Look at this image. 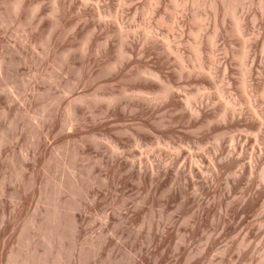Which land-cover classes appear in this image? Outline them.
I'll list each match as a JSON object with an SVG mask.
<instances>
[{"label": "rangeland", "instance_id": "obj_1", "mask_svg": "<svg viewBox=\"0 0 264 264\" xmlns=\"http://www.w3.org/2000/svg\"><path fill=\"white\" fill-rule=\"evenodd\" d=\"M29 1H34V0H29ZM41 1H42L41 4H43L45 2L48 4L47 5L45 3L42 5L44 12L48 13L51 10L50 8H52L51 6L53 5L52 2L54 0L53 1L44 0V2H43V0H41ZM128 1L129 0L126 1L127 6L124 5L125 0H124V2H123V0H119L118 2L116 0L115 1L114 0H108V1L107 0H90V2L87 0L86 2L90 3V4L87 5V3H86V5L89 7L88 8L89 10L91 8V10L93 9L92 11L95 12L94 7L97 5V4L95 5V3L99 2L98 7L102 6L101 8L103 10L102 9L101 10L103 12L106 11L108 15H111V16L107 17L108 19L105 18V20H107V23L110 27H111V25L112 26L115 25V23H114L115 21H113V20L116 19V15H118L119 20L117 19V21L118 22L120 21L121 25L124 24V26L122 25L124 30L127 31L129 28L128 32L129 31L132 32V33L131 32L129 33L130 35L133 34V31H134V34L136 33L135 35H132L133 37L131 36L132 38L129 37V39H130L129 42L131 41L132 47L133 46L137 47V50L135 49L134 54H136L138 52L137 53L138 56L136 54L132 57L133 60H132V58H130L132 63L135 64L136 63L135 61L139 62V60H140V62L141 61L145 62V63L148 62L147 64H149V65L152 64L151 66H153V64H155L156 66L159 65L158 63L160 62V56H161L162 52L160 50L159 52H161V53H159L158 51H156V53H155L154 50H159L158 49L159 46L164 47L166 44L164 42H168V45L172 46V48L174 47V49H175V47H176V49L181 48L180 51L182 52V54H183V52L184 53L187 52L189 50V45H187V44H189L191 42V41H189L190 39L192 40V37H190L191 34L188 32V27L193 24V22H192L193 20H191V19H193V17L190 18V21H189L188 17H190L191 14L194 15L193 13L197 12V9L200 6H202L201 7L202 11L205 10L206 8L210 9V7H206V5H205L206 2H208L207 0H199V1L194 0V1H192L191 3H194V2H196V3L191 4L192 6L189 5L188 9L190 11L185 10L182 12V14H180L181 17H184L185 14L187 16L189 13H191L187 17L185 16L183 19L181 17H179V21L181 19L182 20L185 19V20L180 21L181 25H182V23H183V25L180 26V28L178 30L175 29L178 31L177 32L175 30L172 31V29H171L172 25L169 26L170 24H168L169 21L172 22L171 18L173 19V9L170 7L172 3H169V2H172V0H166V2L163 1V3L160 6L161 8L160 7L158 8L159 10L161 9L160 11L162 12V14L157 9L160 12V15L162 16V18H163V14L167 13L164 15V17L165 18L169 17V19H170V20L166 19V21L168 20L167 21L168 23L165 22L166 24L162 25V26L157 25L156 21L154 19L152 20V18H149L148 15L142 16V13L143 14L145 13L144 10L147 9L144 7L145 6L144 4H148L147 0H143V1L142 0H131L130 3ZM202 1H204V2H202ZM224 1L225 0H220L219 2L224 3ZM49 2H51V3H49ZM92 2H94V3H92ZM102 2H103V4H101ZM120 2H122V3H120ZM209 2H210V0H209ZM115 3L118 4V7ZM197 3L199 5H197ZM239 3H240V0H237V4H238L237 9H240ZM243 3H245V4H243ZM262 3H264V0H260V1L259 0H248V1L247 0H243V1L241 0L240 6H242L241 8H243V11L241 13L240 12L241 9H240V11L238 10L239 11L238 15L242 16L243 13H245V14L248 13V14H246L247 17H244L245 22H246V24H244V25L247 26L250 24V26H251L250 29L252 31L251 32L250 29L248 30L249 27L245 26L246 27L245 33L247 30L249 31V32L247 31V33H246L247 39H250L254 36L256 38L258 37L259 39L262 38V37L258 36L259 33H261V36L264 35L263 34L264 30L261 31V29H264L263 28L264 27V25H263L264 24L263 23L264 22V14H263L264 13V7L262 6ZM120 4H123L122 6L124 8L122 11H124V12L121 14L116 13L115 16H113L115 13L114 12L115 10L119 11L120 8H122V6ZM163 4H165V5L163 6ZM110 5L113 7V9ZM128 5L130 6L129 10H128ZM243 5H245L246 7ZM0 6H1V10L3 9V11L0 12V29H1L0 30V61L5 62V64H4L5 76L9 75L11 77L10 74L12 73V77H17L16 80L18 83V84L16 83L15 78H14V80H11L12 77L6 78V77H4V75L0 76V87L2 88V89L0 88V91L2 92V94L0 92V95H1L0 96V127L2 128V129L0 128V139L2 141L5 139L4 142H2V143L0 142L1 143L0 144V155H2V156H0V221H1L0 222V228H1L0 229V236H1L0 237V264H9L11 262L10 261L11 259H12V262H13V259H15V260L19 261L20 264H22V262H24V263L27 262V264H39V262H40V264H41V262H42V264H48V263L49 264H56V263L57 264H77V263L78 264H264V179H263L264 177L260 175L263 172L262 170H264V169H262L264 167V146H261V144L262 145L264 144L263 140L259 141L258 139H254L255 135L253 136L252 133H249V135H248L247 132H245L246 130L245 131L242 130V127L239 128L237 126L238 127L237 128L236 126H233L232 127L233 129L237 128L240 130V131H237V129L236 130H230L231 131L230 133H233L234 134L233 136L234 137L236 136V138L238 139L237 140L235 138V140H234L235 142L233 141L234 143H237L238 145H240L243 142V144H242L243 145L242 146L243 152H242V150L240 149V148H242L241 146L239 148L237 146L236 148H238V149H236L234 147L237 144L234 145V143L232 142V140H233L232 138H234V137L231 138L232 135L230 134L231 135L230 136L228 133V131L231 127L228 128V131H226V130L224 131L225 133L226 132L228 133V134L226 133V136L222 132L223 137L225 136L226 138L225 137L224 138L228 139V140L226 142H224L225 139L222 137V139L217 141L216 136L218 133H216L215 131H211L212 129H209V127L196 126V128H195V126L193 127L192 123H189L190 119H188V121H187V119H182L180 121L178 119H175V117H173V116H175L176 112L178 113V111L174 112V110L168 108V106L167 107L162 106V104L166 105V103L164 101L163 102L161 101L160 103H159V101H158V103H157V101H153V102L152 101L151 102L145 101L146 103H143L144 100H142V99L139 100L138 98L128 97L131 94V92L130 93L128 92L129 91L128 88H130V86L132 87V84H130L129 81H126L127 80L126 78L128 76V73L130 72L129 71L130 69L129 70L127 69L125 71V74L127 73V76H125L123 73V75L120 74L119 75L120 77H119V76H117L118 71H115L116 75L113 74V76H111L112 75L111 72L106 73V74H111V75H106L105 73L100 72L101 69L99 67L94 66L92 69H89V70L86 68L84 70L85 72H82V73L88 75V72H89L90 74L87 77L83 74L81 75V76H85V78L84 77L82 78L81 76L78 75L80 77V79H79V77L77 76V74H79L78 68H79V70H81L80 68H83L82 67L83 66V62H82L83 59L80 58L81 55H79V54H81V53H80V51H77V50H79L78 47H80V43H81L79 41H82L81 37L83 35H86V32H85V34H81V33H84V31H87L88 33H90V30H91L90 27L92 29L95 28V29H93L94 31L98 30V32H96L97 34L100 31L99 29H96L97 27L92 26V25L97 26V23H95V21L97 22L98 20L97 19H94L95 21L93 20V18H95L96 16L94 15L95 13L92 14L93 12L91 10L90 11H87L88 9L86 10L88 12L87 15H89V17L88 16H86V17H88V18H90V20L94 21L93 24L91 23V21H87L88 19H86V18H85L86 20L84 19L86 22L84 20H82L81 18H79L77 16V13L80 11H78V10H76V11H78L77 13L75 10L72 11L71 14L72 15L74 14L73 16H71L72 18L69 16L72 19V20H70L72 23L77 22V23H75V24H77L75 26V29L78 26L82 28L81 29L78 27L76 29V31H79V29H80V32H76L74 30V28H72L73 29L72 32L74 31V35H76V33H77V35L80 33L79 35H82V36L79 37V35H78V37L75 38L73 33L69 32V34L72 33L71 34L72 38H71V35L69 36V34L68 35L66 34L67 37H70L68 39H71V40H68L66 37V39L70 42L66 41V39H65L66 42L64 44H68V46H70V48H72V45H73V48H75V49H73L71 51L73 54L75 53L77 55L76 56L74 54L76 57H79L78 61L81 60V63H79L76 60H75V62H76L75 63L73 58H76V57L72 54L73 55L72 56L73 67H71L72 65H68V66L66 65L67 66L66 67L63 65V63L61 65L60 61L57 59H51L50 60L48 58L49 59L48 60L46 58L47 53H46V55L44 53V51H45L44 49H47L48 47H46V44H44V38L42 36L45 37L46 35H45V33L43 34V32H46V34H47V32H48L47 29L49 27L48 26L49 24L47 22L49 20L50 21L52 20L50 22V24H51L54 21L52 15L49 14L50 12L47 15L44 14L45 25L47 23L46 26H48L47 29L45 27H43V28H45V31L43 28L41 29L43 32H41V30H40V32L43 35H41L40 32H38V36L40 38L37 40L38 42L30 45L29 43L24 41V38H23L24 32L22 33L23 28L21 26H19L16 23L15 24L12 23V21L14 22L13 19H11L12 21L8 20V18L9 19L11 18L8 15H6V17L8 16L7 19H6V17L2 18V16L6 13L5 12L6 10H4L5 5H3L4 6L3 7L2 4L0 3ZM46 6H50V7H46ZM87 6H86V8H87ZM132 6L133 7L135 6L136 8L134 7L135 9H133ZM146 6L148 7V5H146ZM197 6H198V8H197ZM45 7L47 10L49 8V11L45 10ZM141 7L142 8L144 7V8L142 9ZM162 7L164 8V10ZM244 7H245V9H244ZM114 8H116V9H114ZM167 8H169V10L170 9L171 10L168 11ZM195 8H196V11L194 10ZM107 9H111L110 11H112V13L109 14L110 11H107ZM136 9H138V10H136ZM199 9H198V12H201V11H199ZM134 10H136V11H134ZM244 10H246L247 12H244ZM163 11H165V12L163 13ZM186 11L189 13L184 14V12H186ZM120 12L121 11H119L118 13H120ZM135 12H137V13H135ZM254 13H256V14H254ZM122 14H123V16H122ZM183 14H184V16H182ZM245 14H243V16H245ZM45 15L48 16V18ZM78 15H79V13H78ZM132 15H134V17ZM251 15H252V17H251ZM253 15L254 16L256 15L255 18L253 17ZM73 17L74 18L76 17L79 20L81 19L82 21H79V20L75 21V19ZM110 17L113 20H111V19L109 20ZM113 17H115V18H113ZM120 17H121V19H120ZM122 17H123V19H122ZM256 17L258 19H256ZM165 18H164V20H165ZM249 18L252 20H250ZM253 18L256 19L255 20L256 25L254 22H252V21H254ZM148 19H150L149 22H147ZM246 19L247 20L249 19L248 21L251 22L252 24L254 23L253 24L254 26H252V24L249 22H248L249 23L248 24ZM151 20L153 21V23L155 21L154 25H153V23L151 24ZM186 20L189 22L190 25L188 24V26H187ZM109 21L113 22V24ZM121 21H122V23H121ZM83 22L85 24L87 23L86 24L87 26L83 25ZM208 22L209 21H207L206 23H208ZM227 22H231L230 19ZM88 23L90 24V26L88 25ZM129 23H130V25H129ZM142 23L144 25L146 23L147 26H144ZM6 24H8V25H6ZM208 24H210V23H208ZM4 25L6 26V28H4L5 27ZM11 25H12V27H11ZM125 25L128 28H126ZM184 25H185V27H184ZM227 25L230 26L231 23H227L226 27H227ZM73 26H74V24L71 27H73ZM83 26H84V28H83ZM85 26L88 28H86ZM153 26L157 27V29L155 27L153 28ZM210 26L211 25H209V27ZM144 27H146V28H144ZM158 27L160 29H158ZM182 27L184 28L183 32H182V30H180V29H182ZM228 27H227V30H228ZM20 28L22 29V31ZM139 28H140V31H142L141 29H144L143 30L144 32L143 31L140 32ZM210 28H209V30H210ZM229 28H231V26ZM7 29H9V30H7ZM88 29H89V31H88ZM130 29H132V30H130ZM136 29H138L137 32H136ZM150 29H152L151 32H150ZM15 30H17V31H15ZM170 30H171V32H170ZM254 30H255V33L257 32V35H255V33L253 32ZM180 31H181V33H180ZM146 32L147 33L149 32L148 35L151 37L150 38L151 42L148 41V39H146V37H145V40H147L148 43L144 39H142V35L144 36ZM167 32H170V33H168L166 36ZM92 33H94V32H92ZM100 33L103 34L104 37L106 36L108 38V36H109V35L104 34V32H100ZM100 33H99V35H100ZM137 33H139L138 36H137ZM140 33L142 34L141 36H140ZM183 33L185 34V37L184 36L180 37V35H182ZM186 33H188V34L186 35ZM228 33H230V30L228 31ZM249 33H252L254 36L252 34H249ZM169 34H173V35H170L171 36L170 37ZM247 34H249V35L247 36ZM230 35L231 34H228L226 36L227 38L221 37L220 39H222V40H220V39L218 40L219 48H217L216 54H217V57H219L217 60L223 61V62L221 61L222 62L221 65H223L226 60L229 62V64L227 63L228 66L231 65L230 62L233 63L235 61L230 56V53L228 50L237 51V49H240L239 48L240 44L238 45V47L236 46V44H238L240 42H238V43H237V41L235 42L234 41V40H236L235 38H234V40H231V41H233V43L235 42L234 43L235 45L231 44L232 42L229 43V41H230L229 39H232V36H230ZM10 36H13L14 38L10 37ZM73 36H74V38H73ZM186 36H187V40H186ZM188 37H189V39H188ZM228 37H230V38L228 39ZM248 37H250V38H248ZM41 38H43V39H41ZM100 38H101V40H100ZM100 38L98 41V46H95L97 48L100 45H102V43H101L102 40H103V44L105 43L104 42L105 38H102L101 35H100ZM110 38H111L110 41H109V39L107 40V41H109V45H111L110 47L111 48L116 47L115 49L113 48L114 50L118 49L117 47H119V45H120L119 41L121 38L115 34L112 35ZM112 38H114L115 40L117 38L118 43H117V41L115 42L114 40H112ZM133 38H137V39L136 40L134 39L135 40L134 41ZM138 38H140L142 41ZM159 38L161 39V42H160L161 45L159 43V40H160ZM165 38L166 39L168 38V40H166ZM173 38H175V39H173ZM182 38L183 39L185 38L184 40H186L187 42L183 41ZM225 38H226V40L228 39L227 42H226ZM256 38H255V40H256ZM263 38H264V36H263ZM181 39H182V41H181ZM223 39L225 40L226 43H229V45L226 44L225 42H223ZM253 39L254 38H252L251 43L254 42ZM39 40H41V41H39ZM75 40L77 41V43L79 42L78 43L79 46L76 42H75V44H72V43H74ZM138 40H139V43H135V42H138ZM162 40H163V42H162ZM107 41H106V43L108 44ZM153 41H154V44H156L157 49L154 46ZM170 41H171V43H170ZM256 41L254 42L255 45L257 46L259 44L260 47L261 48L263 47V48L262 49L259 48V50H261V51L257 52L258 51L257 48L259 47V45L256 48V46H254V44L252 43L253 47H255V48H252V50L253 51L256 50L255 52L257 53V54H255V52L252 51V53L255 54L254 58L255 59L257 58L256 60L260 61V62L258 61L259 63L256 60H254V62L256 61V63L253 62L254 65L258 64L259 69H258L257 65H255L257 68L254 65H253V67L256 68L255 71H258L259 73L262 72V73H260V75L257 72H254V73H257L259 76H262V75H264V73H263L264 72V64H263L264 63V46H261L260 43L262 41L264 42V40L261 39V42L259 40L258 44ZM19 42L22 46L19 45ZM40 42H42V43H40ZM157 42L159 43V45H157ZM174 42H176L177 44ZM180 42H182V43H180ZM184 42L186 44H184ZM263 42H262V45H264ZM111 43H113V44H111ZM114 43L116 46H114ZM142 43L144 46L142 45ZM146 43L149 44L150 46L153 45L154 48L152 46L151 47L152 49H150L149 45H146ZM139 44L141 46H139ZM75 45H77V46L75 47ZM130 45H128V47H130ZM145 45H146V47H145ZM224 45H225L226 49H225ZM230 45H231V47H230ZM183 46H185L188 49H186L185 47H184L185 49H183ZM229 47H230V49H229ZM231 49H235V50H231ZM145 50H148V51L145 52ZM47 52H48V49H47ZM226 52H228V53H226ZM221 54H223V55H221ZM226 54H227V57L230 56L232 59L230 57H229L230 59L229 58L227 59ZM254 54H253V56H254ZM158 55H160V56H158ZM170 55L172 58H175V57L177 58V56L174 53H172ZM259 55L261 57H258ZM6 56H8V57H6ZM157 56H158V58H157ZM59 57H60V55H59ZM2 58H4V59H2ZM9 58H10V60H9ZM93 58H95V56H93ZM258 58H261V60ZM45 60H48L49 62L47 61V63H46ZM54 60L57 61L59 66H57V63H55ZM128 60H126V63L129 62ZM11 61H13V62H11ZM131 61H130V63H131ZM41 62H43V63L41 64ZM45 63H46V65H45ZM130 63H129V65H130ZM132 63L130 65V68L133 67L132 65H134ZM233 64H235V65H233ZM233 64H232L233 66L231 65L230 68H232V70L234 69V72H231V73L235 74L236 73L235 71H237L240 67L235 62ZM60 65H61V67H60ZM175 65H176V63H175ZM219 65H220V63H219ZM236 65H238L237 67H239V68H236ZM69 67H71V69ZM166 67L169 69L170 72L175 70L174 69L175 66H173V65L171 67L170 66H166ZM60 68L63 70L61 71ZM67 68H69L70 71H72L73 68H77V70L75 69V71H72L73 73L72 72L69 73V71H67L68 70ZM171 68H173V70ZM5 70L8 73V75H7V73H5ZM240 70L241 69H239L238 73L240 72ZM92 71H93V73H91ZM97 71H99V72H97ZM62 72H64V73H62ZM65 72L68 74H65ZM112 72L114 73V71H112ZM176 72H177V67H176V70L174 72H171V73L175 74ZM216 72H217V69H216ZM96 73L97 74L99 73L98 74L99 77H98V75H96ZM63 74H65V75H63ZM215 74H217V73H215ZM219 74H221L220 70L218 71V74L215 76H218ZM222 74L220 76L221 77L220 79H218L219 76L217 78L214 76L215 79L213 78L214 79L213 81L215 82V80L218 79L217 81H219L221 83L223 81V77H222L223 75ZM257 74L256 75L254 74V77L257 76V78H255L256 82H258L257 79H259V82L263 81L264 77L263 76L259 77ZM90 75H92L91 79L89 78ZM239 75H240V73H239ZM230 76H229V78L232 81L229 80L230 82H228V80H227L228 83H226V85H225V88H226L225 90L227 93V94L225 93L226 94L224 97V99H226L225 101H227L231 97L235 98L234 100H236V98L239 96L238 97L239 99H237L236 102L238 101V103H239V101H240L241 103L238 104V103L234 102L233 98H231L232 100H230V102L231 101L234 102V103H232L233 106H234V104L238 105L236 107L234 106L235 108H239V110L242 108L241 109L242 112L245 109L248 110V108H244L247 106H241L242 103H244V105L245 104L247 105V103L243 102V100L245 101V99H242L243 96L240 92H239V94L236 93V92H238V86L235 85V88L237 90H235V88H234L235 83L233 81L234 80L233 78L235 77V79L238 81V80H240L239 78H241V75L239 77H237V75L236 76L232 75L233 77H230ZM105 77H106V79H105ZM3 78H5V80ZM8 78L12 82L15 81V83L10 82L12 85L10 83H8L10 81V80H8ZM51 80H53V81H51ZM181 80H183V79H178L176 81L177 82L176 85L178 86V84H179L181 87L178 86L180 88H177V87H176L177 89L175 88V92L177 94H179V95L183 94V95H180V99H182L181 96H183V98H184L186 96V94L188 95L189 93L193 92L194 91L193 86H195V85L188 84L187 83L188 79L187 80L185 79V82L181 81ZM65 81L67 84L65 83ZM53 82H54V84H52ZM81 82H82V84H81ZM155 83L158 84V81H155ZM216 83H218V82H216ZM220 83H218L219 86H222L223 82L221 84ZM230 83H232V84H230ZM8 84H10V86ZM15 84L18 85V86H16V89L18 88L17 89L18 91L15 90V87H14ZM185 84L188 86H186ZM227 84H228V86H227ZM20 85H22V86H20ZM12 86L14 87V89H12ZM127 86H129V87H127ZM19 87H21V89ZM187 87H188V89H187ZM51 88L55 91H53ZM99 88H100V90H99ZM192 88H193V90H192ZM195 88H196V86H195ZM227 88H228V90H227ZM125 89H126V91H125ZM210 89H211V87L208 88V90H205V95L207 94V92L209 95L207 94L205 96V97H207V99L203 97V103H205V101L207 100L203 106L205 108L209 109L212 107L211 104L212 105L215 104L216 108L213 106L212 107L213 109L211 108V110L215 109L217 112L218 111L217 110V106H218L217 104H219V106H220L221 103L219 102L220 100L217 101L218 98H215L217 96H215V97L212 96V95H215L214 91H216V89L212 88L211 89V91L213 90L212 93H209V92H211ZM13 90H15V91H13ZM230 90H231V92L233 90L232 94H231V92H228ZM4 91H6V92H4ZM122 91L123 92L125 91L124 92L125 94H126V92H128L129 95L127 94L126 96L130 99H128L123 94ZM105 92H106V94H105ZM121 92H122L121 95L123 96V97L121 96L122 100L118 98L117 100H119V101L115 102L114 104L111 105L113 108L108 106L109 109L110 108L113 109L112 111H111V109H110V111H109V109H106V107H107V104H105L106 102H104L105 105L103 104V102H100V105H98V103H96L97 105L94 104L95 107L92 103L93 98H94V97H92V95H94V96L104 95V94L109 95L112 93H114V94L117 93L116 95H119V93H121ZM179 92H181V93H179ZM5 93L6 94L8 93V94L6 95ZM235 93H236V96H235ZM5 95H6V98H5ZM80 95L82 97L83 96L85 97V98L83 97V99L84 100L86 99L84 101V102H86V104L83 102L84 104L76 103V105H75L74 100L77 99L78 97H80ZM148 95H150V94H148ZM148 95H147V97H148ZM124 96L128 100H126L124 98ZM151 96L152 95H150L148 98H150ZM154 96H155V94H154ZM154 96H152L151 98H153ZM209 96H210V99L208 98ZM228 96H229V98H228ZM211 97H214V98H211ZM9 98L11 99L10 101H9ZM53 99H55V100H53ZM89 99L90 100L92 99V100L89 101ZM136 99H137V102H136ZM130 100H131V102H130ZM182 100H184V99H182ZM211 100L214 103H212ZM199 101H201V102L199 103ZM263 101L264 100H262L261 98L259 99V104H261L260 107L262 109V112L264 113V109H263L264 107H262V105L264 106ZM72 102H74V104H72ZM207 102H208V104H207ZM210 102H211V104H210ZM221 102H223V101H221ZM141 103L143 105L147 104L149 109H147V108L146 109L149 111L138 110L139 109L138 105H141ZM149 103H150V106H149ZM195 103H199L197 105L203 104L202 98L200 100L196 101ZM195 103H193V104L196 105ZM13 104H15V105H13ZM70 104L72 106L76 107L75 108L76 114H77L76 115L77 118L75 116L76 120H75V118L70 119L71 117L69 116V114H67L69 107H70ZM89 104H91V106H93V107L91 108V106H89ZM130 104H131V108H130ZM193 104H191V107H189V108L187 107V109L185 108L187 110L186 113L191 112L190 110H191ZM259 104H257V106ZM7 105H11L13 108H16V109H14V111L17 114L14 113V111H13L10 115H8L9 113L6 111ZM108 105H109V103H108ZM134 105H136V107ZM147 105H145V107H147ZM205 105H207V106H205ZM208 105H210L211 107H208ZM77 106H79L80 108H78ZM239 106H241V108ZM23 108L27 109V111H28L27 114H26V112L24 113V111L22 110ZM136 108H138V109H136ZM160 108H161V110H160ZM17 109H19V110L17 111ZM188 109H189V111H188ZM218 109H219V107H218ZM258 109L261 112V109L259 108V106H258ZM78 110H80V111L77 112ZM20 111H22V112L20 113ZM153 111H154V113H153ZM262 112H261V116L262 115L264 116V114ZM18 113L20 116L18 115ZM125 113H126V115H125ZM132 113H133V115H132ZM169 113H171V114H169ZM180 113L184 114V113H182V111L181 112L179 111L178 117L182 116ZM244 114L245 115L249 114V110H248V112L245 110ZM157 115H159V116H157ZM176 115H178V114H176ZM56 116H57V118H56ZM263 116H262V120H264ZM73 120H74V122H73ZM217 122L218 121L214 122V124L216 126L217 125L222 126L224 121L223 122L221 121L222 123L219 122L221 124H219V123L217 124ZM15 123H18V124H15ZM224 124L226 125L227 123L224 122ZM225 125H223V126H225ZM8 126H9V128H8ZM68 126H70V127H68ZM34 127H35V129H34ZM199 127L200 128L202 127L201 128L202 130L201 129L199 130ZM6 128H8V129H6ZM206 128L209 129L210 131L206 130ZM23 130H25V131H23ZM205 131H206V133H205ZM232 131H235L237 134H239V137H237V135H235L236 133H234ZM240 132L241 133L244 132V133L241 134ZM89 133H91V134H89ZM245 133L247 134V137L249 136V137L253 138L252 139V138L248 137L249 140L251 139L250 142H246L247 137L245 136L246 135ZM138 134L140 136H138ZM243 135H244V137H243ZM136 136H138L139 138L144 139V140H140L141 142L139 141L136 143L135 139L138 138ZM169 136H171V137H169ZM94 137H95V139H94ZM214 137H215V139H214ZM133 138H135V139H133ZM239 138H240V140H239ZM241 138H242V140H241ZM13 139H14V141H13ZM243 139H245V140H243ZM248 139H247V141H249ZM157 140H159V141H157ZM257 140H258V142L254 143V141H257ZM240 141H242V142H240ZM252 141H253V143H252ZM109 142H111V143H109ZM158 142H160L161 144L163 143V144L162 145L158 144ZM201 142H203V143H201ZM260 142H261V144H260ZM215 143L217 145H215ZM220 143L222 146H219V148H218V145H220ZM223 143L226 146L223 147V145H224ZM245 143L248 145H246ZM258 143L260 144L259 146L262 147V148L260 147L262 150H260L259 146L257 145ZM113 144L118 145L117 151H116L117 153L116 152L112 153L113 152L112 151ZM252 144H254L253 146H256L258 148L256 150L253 149L251 151L250 147H252L251 146ZM212 145H213V147H212ZM186 146H188V147H186ZM231 146L239 152L238 153L235 152L236 150L234 149L235 151H232V154L234 152L235 153L230 158L231 152H228V151L231 150ZM225 147L226 148L228 147V148L226 149ZM246 147H249L248 151H246L247 150ZM256 147H253V148H256ZM189 148H191V149H189ZM215 148L218 150V152H216L217 150ZM221 149H224V151ZM102 150H103V152H102ZM174 150H176V151H174ZM225 150L227 153H225ZM257 150L259 151L258 153H256ZM107 151L109 154H107ZM221 151H223L224 153ZM260 151H263L262 152L263 156L260 155L261 154ZM145 152H146V154H145ZM118 153H120V154L118 155ZM138 153H140V154L138 155ZM249 153H251V154H249ZM172 154H173V157H172ZM228 154H229V156H228ZM240 154L241 155L243 154L242 155L243 158ZM158 155H160V156H158ZM234 155H236V156L234 157ZM246 155H247V157H246ZM178 156H179V158H178ZM206 156H208V157L210 156V159ZM211 156H212V158H211ZM252 156H253V158L251 159ZM257 156H259V157H257ZM260 156H261V158H260ZM154 157H156V158H154ZM183 157H184V159H183ZM192 157H193V159H191ZM104 158H105V160L103 161ZM127 158H129L130 160ZM132 158H133V160H132ZM232 158H234V159H232ZM163 159H164V161H163ZM182 159L185 160L186 165L184 164ZM237 159H239V160H237ZM199 160L201 161V163ZM219 160H221V162ZM232 160H236L237 165H236V163L232 162ZM94 161L96 164L94 163ZM237 161H239V162H237ZM247 161L250 162L249 165H247L248 164ZM259 161H261V162H259ZM131 162H133V163H131ZM211 162L214 163V165H212ZM251 162H252V164H254L253 166H251L252 165ZM192 163H194V164L192 165ZM97 164H98V166H97ZM148 164H151L155 169L156 173L154 172L155 174H153V176H150L151 174L147 173L149 170ZM180 164H181V166H180ZM243 164H244V166H246L245 169H243V167H244ZM141 166L143 169L142 172L145 174H148L147 177L144 175L143 176L138 175L139 173H137V172L140 170L139 167H141ZM164 166H167V167L165 168ZM189 166L190 167L192 166L194 171H192V167L190 168ZM209 166H210V168H209ZM232 167L234 169L238 168V170L240 168L241 169L239 171L238 170L235 171ZM249 167L250 168L254 167V169H253L254 171L252 170L254 172L253 176H251L252 172L250 174L248 171ZM128 168H131V169H128ZM229 168H230V170H229ZM160 169H162V170L160 171ZM190 169H191V172H190ZM258 169H261V172ZM178 170H179V172H178ZM220 171H221V174L219 173ZM75 172H76L77 176H76ZM205 172H206V175H205ZM234 172H235V174H234ZM248 173H249V175H248ZM258 173H260V174H258ZM164 174L166 176H164ZM216 174H218V175H216ZM149 176H150V178H149ZM142 177H143V179H142ZM152 177H153V179H151ZM193 177H194V179H192ZM171 178L172 179L174 178V179L172 180ZM249 178H251L252 180ZM11 179H12V181H11ZM199 179H200V181H199ZM261 180H262V182H261ZM34 181L35 182L37 181V182L34 183ZM235 182H236V184H235ZM60 183H61V185H60ZM73 183H75V184H73ZM155 183H157V184H155ZM262 183H263V185H262ZM64 185H66V186H64ZM184 185H185V187H184ZM209 185H210V187H209ZM79 186H80V188H79ZM58 187H59V189H57ZM168 188H170L171 191H170V189L168 190ZM243 188H245V189H243ZM70 190L72 192L74 190V192L71 193ZM64 191H65V193H63ZM78 192H80V194ZM60 193H61V195H59ZM261 193H262V195H260ZM57 195H59V196H57ZM71 195H72V197H71ZM46 197H48V198H46ZM249 197H251L253 200L251 198L249 199ZM44 198H45V200H44ZM65 198L67 200H65ZM66 201H68L69 205ZM62 202H64V203H62ZM70 202H71V204H70ZM250 202H252V203H250ZM57 203L59 205H61V204L62 205L58 206ZM49 204H50V206H49ZM47 206H49V207H47ZM54 206L59 207L58 211L60 213L58 212L59 214L57 216V221H59L60 218L63 217V220L61 219L59 222L54 221L51 218L52 217L51 212L54 210ZM51 207H53L52 208L53 210L51 209ZM49 208H50V210H49ZM41 209H42V211H41ZM46 209H48L49 213H47L48 211ZM43 210H45V212H43ZM39 212H40V214H38ZM41 213H42V215H41ZM39 215H41V216L39 217ZM49 215H50V217H49ZM37 216L41 220L38 219ZM45 216L47 219L45 218ZM34 219L36 221H34ZM42 219L44 221H42ZM46 220L50 221V222H46ZM51 220H52V222H51ZM64 220H66V221L64 222ZM37 221L39 223L42 221L41 224H43V226H41V224L39 225V223ZM53 221L55 224H57V223L58 224L55 225L53 223ZM31 222L35 223V225H32ZM65 223H67V224H65ZM49 224H51L53 226H51ZM58 225H59V227H55ZM32 227H33V229H32ZM36 227H37V229H36ZM40 228H42V229H40ZM61 228L63 231H61ZM65 228H66V230H65ZM34 229L36 230V232ZM43 229H45V231H47V233ZM67 229H69V230L67 231ZM40 230L42 231V233L44 232L45 234H42L40 232ZM54 230H56V234L52 233ZM58 231L61 233H59ZM37 232L40 235H38ZM64 232H66V233H64ZM50 233H51V237L49 235ZM57 233L59 235L61 234V236L57 235ZM75 233H76V235H75ZM52 234H54V235H52ZM63 236L65 237V239ZM61 237H62V239H61ZM52 238L55 240V242L53 241ZM63 239H64V241H63ZM29 241H30V244H29ZM53 242L57 246L56 253H55L56 246ZM58 245H59V247H58ZM61 245H62V247H60ZM48 246H49L50 250H48ZM52 247L54 250L52 249ZM64 247H65V249H64ZM62 248H63V251H62ZM32 251H35L36 254H35V252H32ZM27 252H28V254H27ZM19 253H22V254L18 255ZM24 253H26V254H24ZM29 253H31V254L33 253L36 257V260H34L35 259L34 255H31L32 256L31 257V256H29L30 255ZM15 254H16V256H15ZM23 254L26 257H29V258L31 257L30 259L28 258L29 263H28V260H26L27 258ZM50 254H51V256H50ZM8 255L9 256L11 255V257H10L11 259L8 258L9 257ZM44 255H46L47 257ZM56 256L58 257V259L56 258ZM20 257H21V259H19ZM39 257H40L41 261H39ZM49 260L51 261V263ZM60 260H61V262H60ZM31 261H32V263H31ZM260 261H261V263H260ZM34 262H36V263H34Z\"/></svg>", "mask_w": 264, "mask_h": 264}, {"label": "bare ground", "instance_id": "obj_2", "mask_svg": "<svg viewBox=\"0 0 264 264\" xmlns=\"http://www.w3.org/2000/svg\"><path fill=\"white\" fill-rule=\"evenodd\" d=\"M46 1H49V0H46ZM51 1H53V0H51ZM87 0H54L52 3H53V5L51 6L52 8H50L51 10L49 11V8H48V10L46 9V7H50V6H46L45 7V10H47V11H49L48 13L50 14V15H52V17H53V22L50 24V22L52 21H48L47 23L49 24L48 26H46L47 25V23H46V25H45V21H44V14H48V13H46V12H44V10H43V4H45V3H43V4H41V0H34V1H29V0H1L0 1V3L2 4V6L3 5H5V9L4 10H6L5 12V16L3 15L2 16V18L3 17H6V15H8L9 17H11L10 19L8 18V16L6 17V19L8 18V20H11V19H13L14 20V22L12 21V23H16V24H18L19 26H21L22 28H23V31H22V29H21V31H22V33L24 32V41L25 42H27V43H29L30 45L31 44H33V43H37L38 41V39H40L39 38V36H38V32H40V30L43 28V27H45L46 29H47V27H48V32H47V34H46V32H43L42 30H41V32H43V34L45 33V37L44 36H42L43 38H44V44H46V47H48L47 49H48V52H47V49H44L43 51H44V53H45V55H46V53H47V55H46V58L48 59H57V60H59L60 61V63H61V65H62V63H63V65L64 66H68V65H72V56L75 54H73L72 53V51L71 50H73V49H75V48H73V45H72V48H70V46H68V44H64L66 41H68V40H71V39H68V38H70V37H67L66 36V34L68 35L69 34V32H72V28H74V30L76 31V29L79 27H76V29H75V26L77 25V24H75V23H77V22H75V21H78L79 19L78 18H76L77 16L79 17V18H81L82 20H84L85 18L86 19H88L87 21H91V23L93 24V22L95 21L94 19H97L98 21L96 22L95 21V23H97V26L96 25H92L93 27L95 26V27H97L96 29H99L100 31H99V33L100 32H104V34H106V35H109L108 36V38L105 36H103V34H101L100 33V35L102 36V38H105V43L103 44V40H102V45H100L98 48L97 47H95V46H98V41H99V38H100V35H99V33L97 34L96 32H98V30L96 31H94L93 29H95V28H91L90 27V29L92 30H90V33H88L87 31H84V33H81V34H85V32H86V35H79V37L80 36H82L81 37V39H82V41H79L78 39V41L79 42H81L80 43V47H78L79 48V50H77V51H80V53L81 54H79V55H81L80 56V58L81 59H83V68H80L81 70H79V68H78V73L79 74H77V76L79 75V76H81L82 74L83 75H85L86 77L90 74L89 72H88V75H86V74H84V73H82V72H85L84 70L87 68L88 70L89 69H92L94 66H96V67H99L101 70H100V72H102V73H109V72H111V74H106V75H111V76H113V74L114 75H116L115 74V71H118L117 72V76H119L120 74H122L123 75V73H124V75L125 76H127V73L125 74V71L128 69H130L129 71V73H128V76H127V80L126 81H129L130 82V84H132V87L130 86V88H128L129 89V93L131 92V94L129 95L128 94V92H126V94L124 93L125 91H126V89H125V91L123 92V94L126 96L127 94L129 95L128 97H132V98H138L139 100H144V102L143 103H146L145 101H157V103H158V101H159V103L162 101H164L165 103H166V105L165 104H162V106H168V108H170V109H172V110H174V112H176V111H178V113L176 112V114H178V115H176L175 114V116H173V117H175V119H178L179 121L180 120H182V119H187V121H188V119H190L189 121V123H192L193 124V127L195 126V128H196V126H206V127H209V129H212L211 131H215L216 133H218L217 134V141H219L220 139H222V137H223V133H224V135L226 136V133L224 132L225 130L226 131H228V128H230L229 129V131H228V133H229V135L231 136V138L232 137H234L233 135V133H230L231 131L230 130H236L238 127L240 128V127H242V130H246L245 132H247V134L249 135V133H252L253 134V136L255 137L254 139H258L259 141L260 140H263L264 141V120H262V116H261V112H262V109H261V104H259V99L261 98L262 100H264L263 98H264V80L263 81H261V82H259V79H257V81L258 82H256V80H255V78H257V76L256 77H254V74L256 75L257 73H259L258 71H255V69L257 68L255 65H257L258 66V64H255L254 65V63H256V59L254 58L255 57V54H257L255 51H253L252 50V48H255V47H253V45H252V43L254 44V46H256L255 45V41L257 42V44H258V41L260 40V42H261V39H263L264 40V38H263V36L264 35H262L261 36V33H259L258 34V36H260V37H262V38H256L252 33H249V34H252L254 37H252V38H254L253 39V41L254 42H252L251 43V41H252V38H250V37H248V38H250V39H247L246 38V33H247V31L250 29V24L249 23H251V22H249L248 20L250 19H246L247 20V23L249 24V25H244V24H246V22H245V18L244 17H247L246 16V14H248V13H243V14H245V16H243V14H242V16H240V15H238L239 13V11H240V9H241V13H242V11H243V8H241L242 6H240L241 5V0H240V5H239V7H240V9H237V7H238V4H237V0H225L224 1V3L222 2H219L220 0H210V2H209V0H207L208 2H206V7H210V9H208V8H204L205 10H203L202 11V9H201V7L202 6H200L199 8L201 9H199L198 8V6H197V8L199 9V11H201V12H198V9H197V12H195V13H193L194 15H192L191 13H189V12H184V14L185 13H189V14H191V16L190 17H188L189 18V21H190V18L191 17H193V19H191V20H193L192 22H193V24L192 25H190L189 24V22L186 20V22H187V26H188V24L190 25L189 27H188V32L191 34V36L190 37H192V40L190 39L189 41H191L189 44H187V45H189V50L187 51V52H183V54H182V52L180 51V49H176V47H175V49H174V47L172 48V46H170V45H168V42H164V43H166L165 44V46L164 47H161V46H159L158 47V49L159 50H154L155 51V53H156V51H160L161 50V52H159V53H161V56L160 55H158V56H160V62L158 63L159 65H155V64H153V66H151L152 64H147V63H145V62H140V60H139V62H137V61H135L136 63L134 64V63H132V61H131V59L130 58H132L134 55H136V54H134V52H135V49L137 50V47H132V44H131V41L129 42V37L130 38H132L133 36L132 35H135L134 34V31H133V34L132 35H130L129 33L131 32V31H129L128 32V30H129V28L128 27H126V25H125V27L126 28H128V30L127 31H125L124 30V28L122 27V25L124 26V24H120V21L118 22L117 21V19L119 20V18H118V15H116V19H112L111 17L109 18V20L111 19V20H113V21H115L114 23H115V25H111V27L108 25V23H107V20H105V18H107V17H109V16H111V15H108L107 14V12L105 11V12H103L102 10V6L100 7H98V3L99 2H97V3H95V12L94 11H92L91 10V8H90V10L93 12L92 14H94L96 17L95 18H93V20L94 21H92V20H90V18H88L89 17V15H87L88 14V12L87 11H90L88 8V4H90V3H87L86 2ZM89 2H90V0H88ZM108 1V0H107ZM115 1V0H114ZM117 2L119 1V0H116ZM126 1L127 0H125V2H124V0H123V2H124V5H126L127 6V4H126ZM143 1V0H142ZM148 1V4H144L145 6V8H147L146 10H144L145 11V13L143 14L142 13V16H144V15H148L149 16V18H152V20L154 19L155 21H156V24L157 25H165L166 23L165 22H167L166 21V19H169V17L168 18H165L164 17V15L165 14H167V13H165V14H163V18H162V16L160 15V10L158 9L160 6H161V4L163 3V1L164 2H166V0H147ZM192 1H194V0H172V2H169V3H172L171 4V8L173 9V19L171 18V20H172V22L171 21H169V23L168 24H170L169 26H171V29H172V31L173 30H175V29H179L180 28V26H182L183 25V23H182V25H181V20L186 16V14H185V16H184V14L182 15V16H184V17H181L180 16V14H182V12L183 11H185V10H189L188 9V7H189V5H191V4H194V3H196V2H194V3H191ZM196 1V0H195ZM199 1V0H198ZM243 1V0H242ZM248 1V0H247ZM260 1V0H259ZM43 2H44V0H43ZM105 2V1H104ZM129 3L131 2V0H129L128 1ZM134 2V1H133ZM202 2H204V1H202ZM245 2V1H244ZM262 2V1H261ZM260 2V3H261ZM49 3H51V2H49ZM86 3H87V5H86ZM92 3H94V2H92ZM106 3V2H105ZM120 3H122V2H120ZM128 3V4H129ZM135 3V2H134ZM146 3V2H145ZM47 4V3H46ZM101 4H103V2L101 3ZM116 4V3H115ZM114 4V5H115ZM166 4V3H165ZM165 4H163V6L165 5ZM203 4V3H202ZM243 4H245V3H243ZM254 4V3H253ZM256 4V3H255ZM48 5V4H47ZM51 5V4H50ZM112 5V4H111ZM110 5V6H111ZM117 5V7H118V4H116ZM121 6L123 5V4H120ZM130 5V4H129ZM128 5V10H129V8H130V6ZM137 5V4H136ZM146 5H148V7L146 6ZM197 5H199L198 3H197ZM257 5V4H256ZM86 6H87V8H86ZM125 6V7H126ZM192 6V5H191ZM243 6H245V5H243ZM254 6V5H253ZM262 6L264 7V3H262ZM4 7V6H3ZM85 7V8H84ZM91 7V6H90ZM104 7V6H103ZM112 7V6H111ZM120 7V6H119ZM135 7V6H134ZM133 6H132V8L133 9H135ZM143 7V8H144ZM168 7V6H167ZM169 7V8H170ZM196 7V6H195ZM246 7V6H245ZM245 7H244V9H245ZM123 6H122V8H120V10L119 11H121L120 13H118L119 11H117V10H113L115 13H114V15L113 16H115V14L117 13V14H121V13H123L124 11H122L123 10ZM142 8V7H141ZM142 8V9H143ZM161 8V7H160ZM163 8V7H162ZM166 8V7H165ZM169 8H167V10L168 11H170L169 10ZM191 8V7H190ZM193 8V7H192ZM88 9V10H87ZM102 9V10H101ZM106 9V8H105ZM112 9H113V7H112ZM114 9H116V8H114ZM160 11H158V10ZM76 11V10H78V11H80V12H78V11H76V13L78 12L79 13V15H78V13H77V16L74 18L75 19V23H72L70 20H72L71 18V16H73L71 13H72V11ZM87 10V11H86ZM111 9H107V11H110ZM125 10V9H124ZM127 10V11H128ZM136 10H138V9H136ZM136 10H134V11H136ZM163 10H164V8H163ZM195 11H196V8L194 9ZM193 10V11H194ZM239 10V11H238ZM1 11H3V9L1 10V6H0V12ZM117 11V12H116ZM190 11V10H189ZM258 11V10H257ZM165 11H163V13H164ZM167 12V11H166ZM192 12V11H191ZM244 12H247L246 10H244ZM250 12V11H249ZM255 12V11H254ZM260 12V11H259ZM75 13V14H76ZM110 13H112V11H110L109 12V14ZM135 13H137V12H135ZM139 13V12H138ZM252 13V12H251ZM250 13V14H251ZM263 13V12H262ZM261 13V14H262ZM91 14V13H90ZM161 14H162V12H161ZM188 14V15H189ZM249 14V15H250ZM254 14H256V13H254ZM264 14V13H263ZM2 15V14H1ZM45 15V16H46ZM108 15V16H107ZM130 15V14H129ZM128 15V16H129ZM187 15V16H188ZM71 18H70V17ZM86 16H88V17H86ZM91 16V15H90ZM121 16V15H120ZM122 16H123V14H122ZM126 16V15H125ZM133 17H134V15H132ZM137 16V15H136ZM170 16V15H169ZM186 16V17H187ZM256 16V15H255ZM255 16L253 15V17L255 18ZM263 16V15H262ZM47 18H48V16H46ZM140 17V16H139ZM167 17V16H166ZM179 17H181L182 19L179 21ZM251 17H252V15H251ZM259 17V16H258ZM50 18V17H49ZM55 18V19H54ZM91 18V19H92ZM113 18H115V17H113ZM131 18V17H130ZM164 18H165V20H164ZM187 18V19H188ZM253 18V19H254ZM52 19V18H51ZM77 19V20H76ZM79 20V21H82V20ZM85 19V20H86ZM108 19V18H107ZM120 19H121V17H120ZM122 19H123V17H122ZM144 19V18H143ZM230 19V21L231 22H227L228 20ZM256 19H258L257 17H256ZM256 19H254V21H252V22H254L255 23V20ZM2 20V19H1ZM7 20V21H8ZM84 20V21H85ZM151 20V24L153 23V21ZM170 20V19H169ZM185 20V19H184ZM184 20H182V21H184ZM250 20H252V19H250ZM260 20V19H259ZM106 21V22H105ZM134 21V20H133ZM147 21V20H146ZM150 21V19H148V21L147 22H149ZM155 21H154V23H155ZM207 21H209L208 23H210V24H208V23H206ZM86 22V21H85ZM109 22H111V21H109ZM127 22V21H126ZM131 22V21H130ZM146 22V23H147ZM171 22V23H170ZM259 22V21H258ZM8 23V22H7ZM79 23V22H78ZM90 23V22H89ZM88 23V25L90 26V24ZM112 24H113V22H111ZM121 23H122V21H121ZM145 23V25L144 26H147V24ZM154 23H153V25H154ZM191 23V22H190ZM227 23H231V28H229L230 26L229 25H227V27H228V30H227V27H226V24ZM253 23V24H254ZM264 23V22H263ZM4 24V23H3ZM74 24V26L73 27H71L72 25ZM87 24V23H86ZM84 22H83V25H86ZM132 24V23H131ZM134 24V23H133ZM150 24V23H149ZM185 24V23H184ZM252 24V23H251ZM252 24V26H254ZM258 24V23H257ZM6 25H8V24H6ZM80 25V24H79ZM129 25H130V23H129ZM128 25V26H129ZM137 25V24H136ZM186 25V24H185ZM185 25H184V27H185ZM209 25H211L210 27H209ZM255 25H256V23H255ZM264 25V24H263ZM5 26V25H4ZM10 26V25H9ZM17 26V25H16ZM18 26V27H19ZM82 26V25H81ZM87 26V25H86ZM85 26V27H86ZM135 26V25H134ZM149 26V25H148ZM249 27L248 28V30L246 31V33H245V28L246 27ZM11 27H12V25H11ZM152 27V26H151ZM155 26H153V28H154ZM256 27V26H255ZM4 28H6V26L4 27ZM9 28V27H8ZM45 28H43L44 29V31H45ZM79 28H81V27H79ZM83 28H84V26H83ZM86 28H88V27H86ZM85 28V29H86ZM144 28H146V27H144ZM148 28V27H147ZM150 28V27H149ZM152 28V29H153ZM156 29H157V27H155ZM167 28V27H166ZM209 28H210V30H209ZM264 28V27H263ZM17 29V28H16ZM82 29V28H81ZM84 29V30H85ZM152 29H150V32H151V30ZM158 29H160L159 27H158ZM169 29V28H168ZM167 29V30H168ZM255 29V28H254ZM261 29V28H260ZM259 29V30H260ZM1 30V29H0ZM7 30H9V29H7ZM130 30H132V29H130ZM135 30V29H134ZM137 30L138 29H136V32H137ZM142 31L144 30V29H141ZM146 30V29H145ZM166 30V31H167ZM177 30H175V31H177ZM180 30H182V32H183V30H184V28L182 27V29H180ZM187 30V29H186ZM230 30V33H228V31ZM253 30V29H252ZM262 30H264V29H261V31ZM15 31H17V30H15ZM83 31V30H82ZM88 31H89V29H88ZM139 31H140V28H139ZM142 31H140V32H142ZM147 31V30H146ZM159 31V30H158ZM250 31H251V29H250ZM258 31V30H257ZM9 32V31H8ZM40 32V34L41 35H43L42 33ZM76 32H80V29H79V31H76ZM92 32H94V33H92ZM144 32V31H143ZM153 32V31H152ZM157 32V31H156ZM155 32V33H156ZM170 32H171V30H170ZM170 32H167L166 33V36H167V34L168 33H170ZM178 32V31H177ZM187 32V31H186ZM249 32V31H248ZM252 32V31H251ZM254 33H255V30L253 31ZM6 33V32H5ZM73 33V35H74V31L72 32ZM71 33V34H72ZM132 33V32H131ZM147 33V32H146ZM145 33V35L143 36L141 33H140V36L142 35V39H144L145 40V37H146V39H148V41H150V36L148 35V33L146 34ZM180 33H181V31H180ZM179 33V34H180ZM231 34L230 36H232V39H229L230 37H228V39L230 40L229 41V43H231V44H234L236 41H237V43L238 42H240V43H238V44H236V46L238 47V45L240 46L239 48L240 49H237V51H230V50H228L229 51V53H230V56L235 60L234 62L235 63H237L238 65H239V67H237L238 65H236V68H239V69H241L240 70V75H241V78H239L240 80H236L235 79V77L233 78L234 80V88H235V85L236 86H238V92H236V93H238L239 94V92L242 94V96H243V98L242 99H245V101L243 100V102H246L247 103V105L245 104L244 105V103H242V105L241 106H247V107H244V108H248V110H249V114H247V115H245L244 114V111L246 110L247 112H248V110L247 109H243L244 111L242 112L241 111V106H239L241 109L239 110V108H235L236 106H238V105H235L234 104V106L232 105V103H234V102H236V100L237 99H239L238 97L236 98V100H234L235 98H233V97H231L230 95L232 94V92H233V90H232V92H231V90L230 91H228V92H231V94L229 95L231 98H233V101L234 102H230V100H232L231 98L230 99H228L227 101H225L226 99H224V97H225V95L227 94L226 93V88H225V85H226V83H228V82H230L229 80H231L230 78H229V76L232 74V75H237V77H239L240 75H239V73H238V71H239V69L237 70V71H235L236 73L235 74H233V73H231V72H234V69L232 70V68H230V66L234 63L233 61V63H231L230 62V66H228V64H229V62L226 60L225 61V63L223 64V65H221L222 64V62L220 61V60H217L219 57H217V54H216V52H217V48H219V46H218V40L222 37V38H224V37H226L228 34ZM8 34V33H7ZM15 34V33H14ZM19 34V33H18ZM39 34V35H40ZM71 34H69V36L71 35ZM118 35V37H120L121 39H120V45H119V47H117L118 49H116V50H114L113 48H111L110 46L111 45H109V41H110V37L112 36V35ZM160 34V33H159ZM175 34V33H174ZM184 34V33H183ZM180 35V37H182V36H184L185 37V34L184 35ZM188 33H186V35H187ZM249 34H247V36L249 35ZM264 34V33H263ZM2 35V34H1ZM13 35V34H12ZM76 35H77V33H76ZM76 35H74L75 36V38L76 37H78V35L76 36ZM111 35V36H110ZM130 35V36H129ZM139 35V33H137V36ZM154 35V34H153ZM152 35V36H153ZM170 35H173V34H169V36ZM178 35V34H177ZM255 35H257V32L255 33ZM14 36V35H13ZM13 36H10V37H13ZM74 36H73V38H74ZM132 36V37H131ZM139 36V37H140ZM162 36V35H161ZM175 36V35H174ZM66 37H67V39H66ZM114 37V36H113ZM144 37V38H143ZM158 37V36H157ZM164 37V36H163ZM171 37V36H170ZM3 38V37H2ZM8 38V37H7ZM14 38V37H13ZM43 38H41V39H43ZM71 38H72V35H71ZM107 38V39H106ZM115 38V37H114ZM114 38H112V40H114L115 42L117 41V38H116V40L114 39ZM227 38V37H226ZM226 38H225V40H226ZM234 38L236 39V40H234ZM255 38H256V40H255ZM65 39H66V41H65ZM80 39V40H81ZM109 39V41H107ZM136 40L137 38H133V40ZM138 39H140V38H138ZM160 39V38H159ZM166 39V38H165ZM164 39V40H165ZM170 39V38H169ZM173 39H175V38H173ZM183 39V38H182ZM182 39H181V41H182ZM185 39V38H184ZM183 39V41H186L187 40V36H186V40H184ZM188 39H189V37H188ZM228 39L226 40V42L228 41ZM259 39V40H258ZM11 40V39H10ZM100 40H101V38H100ZM132 40V39H131ZM132 40V41H133ZM134 40V41H135ZM141 40V39H140ZM155 40V39H154ZM166 40H168V38L166 39ZM220 40H222V39H220ZM225 40L223 39V42H225ZM231 40H234L235 42L233 43V41H231ZM239 40V41H238ZM4 41V40H3ZM22 41V40H21ZM39 41H41V40H39ZM106 41L108 42V44L106 43ZM113 41V42H114ZM142 41V40H141ZM146 42H147V40H145ZM12 42V41H11ZM43 42V41H42ZM42 42H40V43H42ZM68 42H70V41H68ZM75 42L77 43V41L75 40L74 41V43H72V44H75ZM78 42V43H79ZM112 42V41H111ZM151 42V41H150ZM156 42V41H155ZM161 42V39L159 40V43ZM162 42H163V40H162ZM187 42V41H186ZM225 42V43H226ZM263 42V41H262ZM262 42L260 43L261 44V46H264V45H262ZM77 43V44H78ZM100 43V44H101ZM117 43H118V41H117ZM134 43V42H133ZM135 43H139V40H138V42H135ZM141 43V42H140ZM148 43V42H147ZM146 43V45H149V44H147ZM159 43L157 42V45H159ZM163 43V44H164ZM170 43H171V41H170ZM173 43V42H172ZM174 43H176V42H174ZM179 43V42H178ZM180 43H182V42H180ZM224 43V44H225ZM229 43H226V44H228L229 45ZM264 43V42H263ZM97 44V45H96ZM111 44H113V43H111ZM131 44V45H130ZM153 44H154V41H153ZM177 44V43H176ZM184 44H186L185 42H184ZM183 44V45H184ZM225 44V45H226ZM19 45H21L20 44V42H19ZM128 45H130V47H128ZM136 45V44H135ZM142 45H143V43H142ZM146 45H145V47H146ZM160 45H161V43H160ZM172 45V44H171ZM174 45V44H173ZM182 45V44H181ZM225 45H224V47H225ZM235 45V44H234ZM259 45V44H258ZM257 45V46H258ZM8 46V45H7ZM22 46V45H21ZM38 46V45H37ZM41 46V45H40ZM44 46V45H43ZM77 45H75V47H76ZM78 46H79V44H78ZM114 46H116L115 45V43H114ZM138 46V45H137ZM139 46H141L140 44H139ZM138 46V47H139ZM144 46V45H143ZM153 46V45H152ZM152 46H150L149 45V47H150V49H152L151 47ZM154 46L156 47V44H154ZM154 46H153V48H154ZM177 46V45H176ZM186 46V45H185ZM185 46H183V49H185L186 47ZM257 46H256V48H257ZM144 47V48H145ZM181 47V46H180ZM185 47V48H184ZM230 47H231V45H230ZM230 47H229V49H230ZM233 47V46H232ZM8 48V47H7ZM36 48V47H35ZM143 48V49H144ZM228 48V47H227ZM259 48H261L260 47V45H259V47L257 48L258 49V51L257 52H259V51H261V50H259ZM263 48V47H262ZM261 48V49H262ZM32 49V48H31ZM139 49V48H138ZM148 49V48H147ZM156 49H157V47H156ZM186 49H188V48H186ZM225 49H226V47H225ZM12 50V49H11ZM37 50V49H36ZM75 50V51H76ZM149 50V49H148ZM148 50H145V52L146 51H148ZM152 50V51H153ZM226 50V51H227ZM231 50H235V49H231ZM28 51V50H27ZM74 51V52H75ZM153 51V52H154ZM184 51V50H183ZM186 51V50H185ZM224 51V50H223ZM252 51L253 52H255V54L254 53H252ZM11 52V51H10ZM9 52V53H10ZM225 52V51H224ZM2 53V52H1ZM7 53V52H6ZM14 53V52H13ZM17 53V52H16ZM37 53V52H36ZM77 53V52H76ZM141 53V52H140ZM158 53V54H159ZM172 53H174L176 56H177V58L175 57V58H172L171 57V55L170 54H172ZM219 53V52H218ZM222 53V52H221ZM226 53H228V52H226ZM15 54V53H14ZM25 54V53H24ZM41 54V53H40ZM43 54V53H42ZM73 54V55H72ZM187 56H186V55ZM224 54V53H223ZM223 54H221V55H223ZM253 54H254V56H253ZM259 54V53H258ZM17 55V54H16ZM19 55V54H18ZM59 55H60V57H59ZM76 55V54H75ZM74 55V56H75ZM78 55V56H79ZM142 55V54H141ZM220 55V54H219ZM4 56V55H3ZM27 56V55H26ZM77 56V55H76ZM75 56V57H76ZM92 56V57H91ZM93 56H95V58H93ZM137 56H138V54H137ZM158 56H157V58H158ZM229 56V57H230ZM5 57V56H4ZM6 57H8V56H6ZM30 57V56H29ZM226 57H227V54H226ZM229 57H227V59L229 58ZM230 57V58H231ZM258 57H261L260 55L258 56ZM13 58V57H12ZM16 58V57H15ZM40 58V57H39ZM77 58V59H76ZM76 58H73V60H74V62H75V60L76 61H78V59H79V57H76ZM143 58V57H142ZM141 58V59H142ZM152 58V57H151ZM221 58V57H220ZM229 58V59H230ZM231 58V59H232ZM2 59H4V58H2ZM48 59V60H49ZM129 59V60H128ZM139 59V58H138ZM148 59V58H147ZM153 59V58H152ZM151 59V60H152ZM258 59H260L261 60V58H258ZM7 60V59H6ZM9 60H10V58H9ZM24 60V59H23ZM37 60V59H36ZM48 60H45L46 61V63H47V61ZM126 60H128L127 62L128 63H126ZM132 60H133V58H132ZM159 60V59H158ZM157 60V61H158ZM254 60H256L255 62H254ZM14 61V60H13ZM13 61H11V62H13ZM33 61V60H32ZM40 61V60H39ZM44 61V60H43ZM55 61V60H54ZM53 61V62H54ZM58 61V62H59ZM130 61H131V63L132 64H134V65H132L133 67H131L130 68V65H131V63H130ZM237 61V62H236ZM259 61V60H258ZM257 61V62H258ZM1 62V61H0ZM34 62V61H33ZM49 62V61H48ZM52 62V61H51ZM50 62V63H51ZM79 63H81V60L80 61H78ZM220 63V65H219V63ZM254 62V63H253ZM260 62V61H259ZM258 62V63H259ZM17 63V62H16ZM43 62H41V64H42ZM46 63H45V65H46ZM55 63H57V61H55ZM76 63V62H75ZM129 63H130V65H129ZM156 63V64H157ZM173 63V64H172ZM175 63H176V65H175ZM178 63V64H177ZM228 63V64H227ZM263 63V62H262ZM4 64H5V62H1L0 63V76H3L4 75V77H9V78H11L12 77V73L10 74L11 75V77L8 75V73L6 72V70H5V73H7V75L8 76H5V74H4ZM10 64V63H9ZM175 66V70H176V67H177V72L174 74V73H171V72H174V71H169V69L166 67V66ZM264 64V63H263ZM23 65V64H22ZM55 65V64H54ZM61 65H60V67H61ZM75 65V64H74ZM78 65V64H77ZM82 65V64H81ZM155 65V66H154ZM233 65H235V64H233ZM232 65V66H233ZM253 65L256 67H253ZM6 66V65H5ZM26 66V65H25ZM40 66V65H39ZM57 66H59L58 65V63H57ZM66 66V67H67ZM13 67V66H12ZM15 67V66H14ZM37 67V66H36ZM65 67V68H66ZM71 67H73V65L71 66ZM71 67H69L70 69H71ZM77 67V66H76ZM80 67V66H79ZM169 67V68H170ZM263 67V66H262ZM42 68V67H41ZM64 68V67H63ZM69 68H67L68 70L67 71H69V73L70 72H72V71H75V69L77 70V68H73L72 69V71H70V69ZM173 68H171L172 70H173ZM219 68V69H218ZM232 70H230V69ZM6 69V68H5ZM14 69V68H13ZM83 69V70H82ZM216 69H217V72H216ZM258 69H259V66H258ZM9 70V69H8ZM16 70V69H15ZM60 70L62 71L63 69H61L60 68ZM220 70V73L223 75L222 77H223V85L222 86H219V84L218 83H220L219 81H217L218 79H220L221 77V74H219L218 76H215V75H217L218 74V71ZM230 70V71H229ZM262 70V69H261ZM20 71V70H19ZM44 71V70H43ZM65 71V70H64ZM95 71V70H94ZM112 71H114V73L112 72ZM46 72V71H45ZM97 72H99V71H97ZM128 72V71H127ZM254 72H257V73H254ZM19 73V72H18ZM55 73V72H54ZM62 73H64V72H62ZM73 73V72H72ZM91 73H93V71L91 72ZM101 73V74H102ZM215 73H217V74H215ZM260 73H262V72H260ZM260 73H259V75H260ZM264 73V72H263ZM65 74H68V73H66L65 72ZM65 74H63V75H65ZM99 74V73H98ZM97 73H96V75H98ZM104 74V75H105ZM17 75V74H16ZM29 75V74H28ZM38 75V74H37ZM59 75V74H58ZM103 75V74H102ZM121 75V76H122ZM230 76V77H233V76ZM258 75V74H257ZM258 75V76H259ZM14 76V75H13ZM39 76V75H38ZM42 76V75H41ZM56 76V75H55ZM76 76V77H77ZM78 76V77H79ZM85 76H81L82 78L84 77L85 78ZM91 76L92 75H90V79H91ZM214 76L217 78L218 77V79H216L215 80V82L213 81L215 78H214ZM263 77H264V75H262ZM262 76H259V77H262ZM28 77V76H27ZM31 77V76H30ZM34 77V76H33ZM95 77V76H94ZM98 77H99V75H98ZM103 77V76H102ZM110 77V76H109ZM120 77V76H119ZM236 77V78H237ZM8 78V80H10ZM14 78H15V80H16V78L17 77H12L11 78V80H14ZM57 78V77H56ZM81 78V79H82ZM93 78V77H92ZM101 78V77H100ZM214 78V79H213ZM4 80H5V78H3ZM29 79V78H28ZM34 79V78H33ZM36 79V78H35ZM47 79V78H46ZM79 79H80V77H79ZM105 79H106V77H105ZM178 79H183V80H181V81H184L185 82V79L187 80L188 79V84H190V85H195L196 86V88H195V86H193V88H194V91L193 92H191V93H189L188 95L186 94V96L183 98V96H181V98L182 99H184V100H182V99H180V95H183V94H177L176 92H175V88L177 87V88H180L181 86L178 84V86H180V87H178L176 84H177V80ZM238 79V78H237ZM264 79V78H263ZM9 81L8 83H10V82H12V81ZM76 80V79H75ZM98 80V79H97ZM100 80V79H99ZM124 80V79H123ZM227 80H228V82H227ZM7 81V80H6ZM32 81V80H31ZM41 81V80H40ZM47 81V80H46ZM51 81H53V80H51ZM56 81V80H55ZM63 81V80H62ZM71 81V80H70ZM80 81V80H79ZM102 81V80H101ZM155 81H158V84H156L155 83ZM221 81V80H220ZM232 81V80H231ZM48 82V81H47ZM90 82V81H89ZM128 82V83H129ZM216 82H218V83H216ZM3 83V82H2ZM12 83H15V81H13ZM16 83H17V80H16ZM39 83V82H38ZM42 83V82H41ZM44 83V82H43ZM57 83V82H56ZM60 83V82H59ZM65 83H66V81H65ZM99 83V82H98ZM115 83V82H114ZM186 83V84H187ZM220 83V84H221ZM6 84V83H5ZM11 84V83H10ZM10 84H8L9 86H10ZM18 84V83H17ZM17 84H15V90H17L16 89V86H18ZM27 84V83H26ZM45 84V83H44ZM52 84H54V82L52 83ZM61 84V83H60ZM67 84V83H66ZM81 84H82V82H81ZM118 84V83H117ZM181 84V83H180ZM183 84V83H182ZM185 84V85H186ZM230 84H232V83H230ZM229 84V85H230ZM12 85V84H11ZM29 85V84H28ZM35 85V84H34ZM46 85V84H45ZM49 85V84H48ZM58 85V84H57ZM76 85V84H75ZM90 85V84H89ZM7 86V85H6ZM12 86V89H14V87ZM20 86H22V85H20ZM33 86V85H32ZM41 86V85H40ZM54 86V85H53ZM102 86V85H101ZM186 86H188V85H186ZM227 86H228V84H227ZM26 87V86H25ZM65 87V86H64ZM74 87V86H73ZM79 87V86H78ZM123 87V86H122ZM127 87H129V86H127ZM126 87V88H127ZM211 87V89L212 88H214V89H216V91H214V94L215 95H212V96H217V97H215V98H218L217 99V101L218 100H220L219 102L221 103L220 104V106H219V104H217L218 106H217V112H216V110L214 111V110H211V108L214 106L215 107V104L214 105H212L211 104V102L212 103H214L212 100H211V102H210V104H211V106L210 105H208V107H211V108H209V109H207V108H205L203 105L206 103V101H205V103H203V97L204 98H206L207 99V97H205L207 94H208V92H207V94L205 95V90H208V88H210ZM233 87V86H232ZM1 88V87H0ZM6 88V87H5ZM20 89H21V87H19ZM77 88V87H76ZM176 88V89H177ZM184 88V87H183ZM190 88V87H189ZM193 88H192V90H193ZM230 88V87H229ZM233 88V89H234ZM2 89V88H1ZM26 89V88H25ZM32 89V88H31ZM39 89V88H38ZM37 89V90H38ZM52 89V88H51ZM187 89H188V87H187ZM211 89H210V91H211ZM4 90V89H3ZM15 90H13V91H15ZM53 90V89H52ZM51 90V91H52ZM64 90V89H63ZM67 90V89H66ZM72 90V89H71ZM76 90V89H75ZM88 90V89H87ZM99 90H100V88H99ZM227 90H228V88H227ZM235 90H237L236 88H235ZM234 90V91H235ZM9 91V90H8ZM18 91V90H17ZM16 91V92H17ZM31 91V90H30ZM53 91H55V90H53ZM57 91V90H56ZM70 91V90H69ZM78 91V90H77ZM76 91V92H77ZM114 91V90H113ZM178 91V90H177ZM188 91V90H187ZM213 91V90H212ZM212 91L211 92H209V93H212ZM1 92V91H0ZM4 92H6V91H4ZM25 92V91H24ZM47 92V91H46ZM59 92V91H58ZM63 92V91H62ZM73 92V91H72ZM122 92L121 93H119V95H116V94H114V93H112V94H109V95H105L106 94V92H105V94L104 95H96V96H94V95H92V97H94L93 98V101H92V103H93V105L94 104H96V103H98V105H100V102H103V104H104V102H106L105 104H107V107H106V109H109L108 108V106H110L111 108H113L111 105L112 104H114L115 102H118L119 100H117L118 98L119 99H121V94H122ZM204 92V93H203ZM216 92V93H215ZM50 93V92H49ZM64 93V92H63ZM91 93V92H90ZM179 93H181V92H179ZM226 93V94H225ZM236 93H235V96H236ZM1 94H2V92H1ZM6 94V93H5ZM8 94V93H7ZM6 94V95H7ZM18 94V93H17ZM24 94V93H23ZM22 94V95H23ZM53 94V93H52ZM85 94V93H84ZM100 94V93H99ZM148 94H150V95H152V96H154V94H155V96L153 97V98H148L150 95H148ZM234 94V93H233ZM237 94V95H238ZM240 94V95H241ZM6 95H5V98H6ZM12 95V94H11ZM28 95V94H27ZM26 95V96H27ZM50 95V94H49ZM64 95V94H63ZM147 95H148V97H147ZM209 95V94H208ZM1 96V95H0ZM125 96H124V98H125ZM229 96H228V98H229ZM14 97V96H13ZM19 97V96H18ZM24 97V96H23ZM44 97V96H43ZM47 97V96H46ZM84 97V96H83ZM83 97L80 95V97H76L77 99H75L74 101H75V105H76V103H82V104H86V102H84L85 100L83 99ZM88 97V96H87ZM123 97V96H122ZM127 97V96H126ZM127 97V98H128ZM214 97H211V98H214ZM27 98V97H26ZM48 98V97H47ZM85 98V97H84ZM202 98V103L203 104H200V105H197V104H199L201 101H199V103H195L196 101H198V100H200ZM209 99H210V96L208 97ZM227 98V97H226ZM241 98V97H240ZM38 99V98H37ZM40 99V98H39ZM61 99V98H60ZM126 99V98H125ZM128 99H130V98H128ZM128 99H126V100H128ZM223 99V100H222ZM7 100V99H6ZM11 99L9 98V101H10ZM28 100V99H27ZM44 100V99H43ZM53 100H55V99H53ZM67 100V99H66ZM92 100V99H91ZM90 99H89V101H91ZM122 100V99H121ZM125 100V101H126ZM214 100V99H213ZM8 101V102H9ZM40 101V100H39ZM124 101V100H123ZM135 101V100H134ZM221 101H223V102H221ZM225 101V102H224ZM37 102V101H36ZM84 102V103H83ZM130 102H131V100H130ZM136 102H137V99H136ZM135 102V103H136ZM258 102V103H257ZM264 102V101H263ZM13 103V102H12ZM16 103V102H15ZM39 103V102H38ZM37 103V104H38ZM91 103V102H90ZM108 103H109V105H108ZM193 103H195L196 105H194ZM218 103V102H217ZM236 103H238V101L236 102ZM239 103H241L240 101H239ZM238 103V104H239ZM259 104L258 106H259V108L261 109V112L259 111V109H258V106H257V104ZM261 103V102H260ZM10 104V103H9ZM19 104V103H18ZM43 104V103H42ZM41 104V105H42ZM72 104H74V102H72ZM88 104V103H87ZM104 104V105H105ZM132 104V103H131ZM131 104H130V108H131ZM134 104V103H133ZM139 104V103H138ZM137 104V105H138ZM153 104V103H152ZM191 104H193V106H192V108H191V112H188V113H186V109H187V107L189 108V107H191ZM207 104H208V102H207ZM13 105H15V104H13ZM44 105V104H43ZM46 105V104H45ZM61 105V104H60ZM79 105V104H78ZM81 105V104H80ZM97 105V104H96ZM116 105V104H115ZM120 105V104H119ZM129 105V104H128ZM145 105H147V104H142L141 103V105H138V108H136V109H138V110H143V111H146L147 109H149V107H148V105H147V107H145ZM22 106V105H21ZM89 106H91V104H89ZM123 106V105H122ZM135 107H136V105H134ZM149 106H150V103H149ZM205 106H207V105H205ZM61 107V106H60ZM78 108H80L79 106H77ZM93 106H91V108H92ZM94 107H95V105H94ZM97 107V106H96ZM105 107V106H104ZM115 107V106H114ZM124 107V106H123ZM129 107V106H128ZM218 107H219V109H218ZM262 107H264L263 105H262ZM76 107H74V106H72L71 104H70V107H69V110H68V113L67 114H69V116L71 117L70 119H72V118H75V116L77 115L76 114V109H75ZM110 108V109H111ZM147 108V109H146ZM186 108V109H185ZM216 108V107H215ZM14 109H16V108H13L11 105H7V107H6V111L9 113H7L8 115H10L13 111H14ZM37 109V108H36ZM110 109H109V111H110ZM116 109V108H115ZM114 109V110H115ZM124 109V108H123ZM135 109V108H134ZM213 109V108H212ZM264 109V108H263ZM19 109H17V111H18ZM23 111H24V113L26 112V114L28 113V111H27V109L26 108H23L22 109ZM113 109H111V111H112ZM122 110V109H121ZM133 110V109H132ZM157 110V109H156ZM160 110H161V108H160ZM31 111V110H30ZM42 111V110H41ZM80 110H78L77 112H79ZM116 111V110H115ZM126 111V110H125ZM136 111V110H135ZM147 111H149V110H147ZM179 111L181 112L182 111V113H184V114H181L182 116H180V117H178L179 116ZM188 111H189V109H188ZM22 111H20V113H21ZM32 112V111H31ZM85 112V111H84ZM105 112V111H104ZM169 112V111H168ZM14 113H16L15 111H14ZM41 113V112H40ZM134 113V112H133ZM133 113H132V115H133ZM138 113V112H137ZM153 113H154V111H153ZM152 113V114H153ZM166 113V112H165ZM263 113V112H262ZM5 114V113H4ZM17 114V113H16ZM38 114V113H37ZM47 114V113H46ZM63 114V113H62ZM169 114H171V113H169ZM264 114V113H263ZM15 115V114H14ZM18 115H19V113H18ZM51 115V114H50ZM106 115V114H105ZM125 115H126V113H125ZM135 115V114H134ZM150 115V114H149ZM3 116V115H2ZM6 116V115H5ZM20 116V115H19ZM18 116V117H19ZM22 116V115H21ZM136 116V115H135ZM157 116H159V115H157ZM177 116V117H176ZM17 117V118H18ZM23 117V116H22ZM34 117V116H33ZM149 117V116H148ZM172 117V116H171ZM184 117V118H183ZM9 118V117H8ZM15 118V117H14ZM56 118H57V116H56ZM76 118H77V116H76ZM76 118H75V120H76ZM137 118V117H136ZM161 118V117H160ZM263 118H264V116H263ZM3 119V118H2ZM103 119V118H102ZM39 120V119H38ZM88 120V119H87ZM162 120V119H161ZM172 120V119H171ZM6 121V120H5ZM79 121V120H78ZM176 121V120H175ZM186 121V120H185ZM216 121H218L217 122V124L219 123V122H225V123H227L226 125L224 124V122H223V124H222V126H216L215 124H214V122H216ZM4 122V121H3ZM15 122V121H14ZM44 122V121H43ZM69 122V121H68ZM73 122H74V120H73ZM72 122V123H73ZM221 122V123H222ZM38 123V122H37ZM63 123V122H62ZM71 123V124H72ZM221 123H219V124H221ZM15 124H18V123H15ZM52 124V123H51ZM69 124V123H68ZM122 124V123H121ZM176 124V123H175ZM214 124V125H213ZM27 125V124H26ZM75 125V124H74ZM163 125V124H162ZM165 125V124H164ZM188 125V124H187ZM213 125V126H212ZM223 125H225V126H223ZM14 126V125H13ZM16 126V125H15ZM37 126V125H36ZM41 126V125H40ZM212 126V127H211ZM233 126H238L237 128H235V129H233L232 127ZM6 127V126H5ZM68 127H70V126H68ZM171 127V126H170ZM211 127V128H210ZM1 128V127H0ZM8 128H9V126H8ZM8 128H6V129H8ZM12 128V127H11ZM17 128V127H16ZM141 128V127H140ZM151 128V127H150ZM202 128V127H201ZM200 127H199V130L201 129ZM244 128V129H243ZM2 129V128H1ZM32 129V128H31ZM34 129H35V127H34ZM191 129V128H190ZM209 129H207L206 128V130H208V131H210ZM11 130V129H10ZM26 130V129H25ZM25 130H23V131H25ZM45 130V129H44ZM53 130V129H52ZM87 130V129H86ZM152 130V129H151ZM202 130V129H201ZM9 131V130H8ZM22 131V130H21ZM237 131H240L239 129H237ZM12 132V131H11ZM15 132V131H14ZM17 132V131H16ZM140 132V131H139ZM185 132V131H184ZM223 132V133H222ZM232 132H234V133H236L235 131H232ZM5 133V132H4ZM3 133V134H4ZM124 133V132H123ZM146 133V132H145ZM192 133V132H191ZM202 133V132H201ZM200 133V134H201ZM205 133H206V131H205ZM227 133V134H228ZM241 133V132H240ZM242 133H244V132H242ZM241 133V134H242ZM2 134V133H1ZM35 134V133H34ZM59 134V133H58ZM89 134H91V133H89ZM127 134V133H126ZM131 134V133H130ZM151 134V133H150ZM188 134V133H187ZM198 134V133H197ZM246 134V133H245ZM244 134V135H245ZM247 134L245 135L246 137H247ZM125 135V134H124ZM129 135V134H128ZM159 135V134H158ZM169 135V134H168ZM235 135H237V137H239V134H235ZM244 135H243V137H244ZM10 136V135H9ZM78 136V135H77ZM97 136V135H96ZM95 136V137H96ZM100 136V135H99ZM132 136V135H131ZM138 136H140L139 134H138ZM138 136H136V137H138ZM143 136V135H142ZM151 136V135H150ZM155 136V135H154ZM196 136V135H195ZM215 136V135H214ZM224 136V137H225ZM242 136V135H241ZM251 136V135H250ZM8 137V136H7ZM71 137V136H70ZM74 137V136H73ZM85 137V136H84ZM95 137H94V139H95ZM101 137V136H100ZM120 137V136H119ZM125 137V136H124ZM133 137V136H132ZM135 137V138H136ZM163 137V136H162ZM161 137V138H162ZM169 137H171V136H169ZM180 137V136H179ZM191 137V136H190ZM223 137V138H224ZM249 137V136H248ZM248 137H247V139H248ZM260 139H259V138ZM75 138V137H74ZM93 138V137H92ZM135 138H133V139H135ZM143 138V137H142ZM160 138V137H159ZM158 138V139H159ZM173 138V137H172ZM199 138V137H198ZM226 138V137H225ZM224 138V139H225ZM228 138V137H227ZM235 138H236V136L234 137V138H232L233 140H232V142L235 140ZM249 138H252V137H249ZM3 139V138H2ZM15 139V138H14ZM14 139H13V141H14ZM72 139V138H71ZM101 139V138H100ZM99 139V140H100ZM103 139V138H102ZM214 139H215V137H214ZM223 139V140H224ZM237 139V138H236ZM247 139H246V142H250V140L249 141H247ZM253 139V138H252ZM5 140V139H4ZM4 140L2 141L1 139H0V142L2 143V142H4ZM21 140V139H20ZM29 140V139H28ZM83 140V139H82ZM89 140V139H88ZM110 140V139H109ZM140 140H144V139H141V138H136L135 139V141H136V143L137 142H139ZM161 140V139H160ZM212 140V139H211ZM222 140V141H223ZM228 139H225V141L224 142H226ZM238 140V139H237ZM239 140H240V138H239ZM241 140H242V138H241ZM243 140H245V139H243ZM258 140L257 141H254V143H256V142H258ZM35 141V140H34ZM94 141V140H93ZM92 141V142H93ZM154 141V140H153ZM157 141H159V140H157ZM175 141V140H174ZM194 141V140H193ZM196 141V140H195ZM215 141V140H214ZM96 142V141H95ZM106 142V141H105ZM141 142V141H140ZM221 142V141H220ZM229 142V141H228ZM235 142V141H234ZM233 142V143H234ZM240 142H242V141H240ZM262 142V141H261ZM261 142H260V144H261ZM0 143V144H1ZM68 143V142H67ZM82 143V142H81ZM103 143V142H102ZM107 143V142H106ZM109 143H111V142H109ZM135 143V144H136ZM157 143V142H156ZM169 143V142H168ZM201 143H203V142H201ZM239 143V142H238ZM252 143H253V141H252ZM263 143V142H262ZM6 144V143H5ZM93 144V143H92ZM158 144H161L160 142H158ZM163 144V143H162ZM161 144V145H162ZM171 144V143H170ZM169 144V145H170ZM212 144V143H211ZM224 144V143H223ZM230 144V143H229ZM235 144H237V143H234V145ZM243 144V142L240 144V145H236V146H234L235 148L238 146V148L241 146H243L242 145ZM246 144V143H245ZM250 144V143H249ZM259 143L257 144L258 146L260 145ZM95 145V144H94ZM100 145V144H99ZM138 145V144H137ZM149 145V144H148ZM184 145V144H183ZM207 145V144H206ZM215 145H217L216 143H215ZM246 145H248V144H246ZM254 144H252L251 146L252 147H250V150L252 151L253 149L254 150H256L258 147H256V146H253ZM101 146V145H100ZM110 146V145H109ZM117 144L116 145H114L113 144V149H112V153H115L116 151H117ZM132 146V145H131ZM154 146V145H153ZM219 146H222L221 145V143H220V145H218V148H219ZM224 146H226L225 144L223 145V147ZM230 146V145H229ZM228 146V147H229ZM245 146V145H244ZM261 146H264V144L262 145L261 144ZM261 146H259V148L261 147ZM5 147V146H4ZM7 147V146H6ZM31 147V146H30ZM96 147V146H95ZM99 147V146H98ZM111 147V148H112ZM139 147V146H138ZM151 147V146H150ZM149 147V148H150ZM179 147V146H178ZM177 147V148H178ZM185 147V146H184ZM186 147H188V146H186ZM191 147V146H190ZM200 147V146H199ZM211 147V146H210ZM212 147H213V145H212ZM215 147V146H214ZM227 147V148H228ZM253 147H256V148H253ZM3 148V147H2ZM135 148V147H134ZM167 148V147H166ZM201 148V147H200ZM204 148V147H203ZM222 148V147H221ZM226 148V147H225ZM226 148V149H227ZM230 148V147H229ZM233 148L232 146H231V150H229L228 152H231V154H232V151H235L236 149H238V148ZM248 148L249 147H246V151H248ZM252 148V149H251ZM262 148V147H261ZM260 148V150H262ZM80 149V148H79ZM189 149H191V148H189ZM208 149V148H207ZM216 149V148H215ZM233 149V150H232ZM235 149V150H234ZM241 150L243 149V147L242 148H240ZM245 149V148H244ZM2 150V149H1ZM98 150V149H97ZM105 150V149H104ZM139 150V149H138ZM137 150V151H138ZM186 150V149H185ZM209 150V149H208ZM217 150V149H216ZM221 150H223L224 151V149H221ZM22 151V150H21ZM27 151V150H26ZM140 151V150H139ZM174 151H176V150H174ZM182 151V150H181ZM189 151V150H188ZM215 151V150H214ZM223 151H221V152H223ZM10 152V151H9ZM98 152V151H97ZM102 152H103V150H102ZM131 152V151H130ZM135 152V151H134ZM198 152V151H197ZM212 152V151H211ZM216 152H218V150L216 151ZM235 152H239V151H235ZM234 152V153H235ZM242 152H243V150H242ZM245 152V151H244ZM254 152V151H253ZM259 151L257 150V152L256 153H258ZM261 152V154L260 155H262L263 156V154H262V152L263 151H260ZM11 153V152H10ZM31 153V152H30ZM117 153V152H116ZM124 153V152H123ZM172 153V152H171ZM175 153V152H174ZM181 153V152H180ZM205 153V152H204ZM209 153V152H208ZM224 153V152H223ZM225 153H227L226 152V150H225ZM233 153V154H234ZM252 153V152H251ZM251 153H249V154H251ZM2 154V153H1ZM15 154V153H14ZM72 154V153H71ZM107 154H109L108 153V151H107ZM120 153H118V155H119ZM140 153H138V155H139ZM145 154H146V152H145ZM152 154V153H151ZM154 154V153H153ZM170 154V153H169ZM193 154V153H192ZM230 154V153H229ZM229 154H228V156H229ZM230 154V158H231V156H233V154L231 155ZM246 154V153H245ZM253 154V153H252ZM255 154V153H254ZM80 155V154H79ZM136 155V154H135ZM142 155V154H141ZM150 155V154H149ZM211 155V154H210ZM241 155V154H240ZM243 155V154H242ZM241 155V156H242ZM0 156H2V155H0ZM18 156V155H17ZM105 156V155H104ZM103 156V157H104ZM113 156V155H112ZM117 156V155H116ZM158 156H160V155H158ZM218 156V155H217ZM216 156V157H217ZM236 155H234V157H235ZM256 156V155H255ZM13 157V156H12ZM19 157V156H18ZM82 157V156H81ZM106 157V156H105ZM122 157V156H121ZM140 157V156H139ZM144 157V156H143ZM148 157V156H147ZM153 157V156H152ZM172 157H173V154H172ZM185 157V156H184ZM184 157H183V159H184ZM188 157V156H187ZM197 157V156H196ZM201 157V156H200ZM206 157H208V156H206ZM245 157V156H244ZM246 157H247V155H246ZM257 157H259V156H257ZM17 158V157H16ZM107 158V157H106ZM142 158V157H141ZM154 158H156V157H154ZM153 158V159H154ZM158 158V157H157ZM178 158H179V156H178ZM198 158V157H197ZM196 158V159H197ZM202 158V157H201ZM209 159H210V156L208 157ZM211 158H212V156H211ZM227 158V157H226ZM229 158V159H230ZM237 158V157H236ZM242 158H243V156H242ZM250 158V157H249ZM253 158V156L251 157V159ZM260 158H261V156H260ZM113 159V158H112ZM123 159V158H122ZM127 159H129V158H127ZM146 159V158H145ZM182 159V160H183ZM191 159H193V157L191 158ZM199 159V158H198ZM221 159V158H220ZM232 159H234V158H232ZM246 159V158H245ZM88 160V159H87ZM98 160V159H97ZM100 160V159H99ZM105 160V158L103 159V161ZM108 160V159H107ZM130 160V159H129ZM132 160H133V158H132ZM135 160V159H134ZM166 160V159H165ZM190 160V159H189ZM237 160H239V159H237ZM256 160V159H255ZM80 161V160H79ZM113 161V160H112ZM136 161V160H135ZM141 161V160H140ZM148 161V160H147ZM163 161H164V159H163ZM177 161V160H176ZM195 161V160H194ZM200 161V160H199ZM211 161V160H210ZM220 162H221V160H219ZM241 161V160H240ZM249 161V160H248ZM247 161V162H248ZM251 161V160H250ZM262 161V160H261ZM261 161H259V162H261ZM101 162V161H100ZM124 162V161H123ZM126 162V161H125ZM138 162V161H137ZM146 162V161H145ZM169 162V161H168ZM183 162H184V164L186 165V163H185V160H183ZM209 162V161H208ZM216 162V161H215ZM227 162V161H226ZM232 162H234V163H236V160H232ZM237 162H239V161H237ZM254 162V161H253ZM74 163V162H73ZM94 163H95V161H94ZM131 163H133V162H131ZM139 163V162H138ZM141 163V162H140ZM151 163V162H150ZM163 163V162H162ZM175 163V162H174ZM190 163V162H189ZM200 163H201V161H200ZM204 163V162H203ZM212 163V162H211ZM217 163V162H216ZM219 163V162H218ZM228 163V162H227ZM249 163L250 162H248V164L247 165H249ZM256 163V162H255ZM89 164V163H88ZM96 164V163H95ZM108 164V163H107ZM136 164V163H135ZM159 164V163H158ZM157 164V165H158ZM194 163H192V165H193ZM221 164V163H220ZM251 164H252V162H251ZM79 165V164H78ZM109 165V164H108ZM118 165V164H117ZM126 165V164H125ZM133 165V164H132ZM143 165V164H142ZM169 165V164H168ZM167 165V166H168ZM200 165V164H199ZM203 165V164H202ZM205 165V164H204ZM212 165H214V163H212ZM236 165H237V163H236ZM240 165V164H239ZM242 165V164H241ZM254 164H252L251 166H253ZM258 165V164H257ZM97 166H98V164H97ZM116 166V165H115ZM137 166V165H136ZM146 166V165H145ZM167 166H164L165 168L167 167ZM180 166H181V164H180ZM179 166V167H180ZM196 166V165H195ZM198 166V165H197ZM207 166V165H206ZM243 166H244V164H243ZM130 167V166H129ZM156 167V166H155ZM190 167V166H189ZM192 167V166H191ZM190 167V168H191ZM240 167V166H239ZM255 167V166H254ZM254 167H249L248 169V171H249V173L251 174V172H252V175L251 176H253V174H254ZM261 167V166H260ZM9 168V167H8ZM113 168V167H112ZM126 168V167H125ZM140 168V170L137 172V173H139L138 175H141V176H146L147 177V175L148 174H151L150 176H153V174H155L156 172H155V169H154V167L151 165V164H148V174H145V173H143L142 171H143V169H142V166L141 167H139ZM162 168V167H161ZM209 168H210V166H209ZM213 168V167H212ZM228 168V167H227ZM233 168V167H232ZM246 168V166H244L243 167V169H245ZM257 168V167H256ZM14 169V168H13ZM22 169V168H21ZM96 169V168H95ZM103 169V168H102ZM128 169H131V168H128ZM135 169V168H134ZM177 169V168H176ZM234 169V168H233ZM241 169V168H240ZM239 169V170H240ZM262 169H264V167L262 168ZM73 170V169H72ZM76 170V169H75ZM79 170V169H78ZM120 170V169H119ZM162 169H160V171H161ZM164 170V169H163ZM172 170V169H171ZM182 170V169H181ZM216 170V169H215ZM229 170H230V168H229ZM235 171L236 170H238V168L237 169H234ZM238 170V171H239ZM253 170V171H252ZM258 170H260V172H261V169H258ZM4 171V170H3ZM85 171V170H84ZM146 171V170H145ZM158 171V170H157ZM192 171H194L193 170V167H192ZM212 171V170H211ZM224 171V170H223ZM232 171V170H231ZM243 171V170H242ZM247 171V172H248ZM257 171V170H256ZM255 171V172H256ZM263 172L260 174V173H258V174H260L261 176H263L264 177V170H262ZM15 172V171H14ZM108 172V171H107ZM128 172V171H127ZM130 172V171H129ZM132 172V171H131ZM155 172V173H154ZM178 172H179V170H178ZM177 172V173H178ZM184 172V171H183ZM190 172H191V169H190ZM189 172V173H190ZM202 172V171H201ZM229 172V171H228ZM115 173V172H114ZM124 173V172H123ZM136 173V172H135ZM176 173V174H177ZM218 173V172H217ZM220 174H221V171L219 172ZM243 173V172H242ZM249 173H248V175H249ZM24 174V173H23ZM75 174H76V172H75ZM172 174V173H171ZM199 174V173H198ZM197 174V175H198ZM202 174V173H201ZM232 174V173H231ZM234 174H235V172H234ZM15 175V174H14ZM191 175V174H190ZM194 175V174H193ZM192 175V176H193ZM205 175H206V172H205ZM216 175H218V174H216ZM243 175V174H242ZM257 175V174H256ZM76 176H77V174H76ZM150 176H149V178H150ZM163 176V175H162ZM164 176H166L165 174H164ZM168 176V175H167ZM174 176V175H173ZM172 176V177H173ZM179 176V175H178ZM220 176V175H219ZM218 176V177H219ZM234 176V175H233ZM241 176V175H240ZM239 176V177H240ZM185 177V176H184ZM75 178V177H74ZM104 178V177H103ZM148 178V179H149ZM183 178V177H182ZM246 178V177H245ZM252 178V177H251ZM251 178H249V179H251ZM262 178V177H261ZM67 179V178H66ZM99 179V178H98ZM114 179V178H113ZM142 179H143V177H142ZM147 179V180H148ZM151 179H153V177L151 178ZM150 179V180H151ZM166 179V178H165ZM172 179V178H171ZM174 179V178H173ZM172 179V180H173ZM184 179V178H183ZM187 179V178H186ZM192 179H194V177L192 178ZM244 179V178H243ZM260 179V178H259ZM264 179V178H263ZM87 180V179H86ZM101 180V179H100ZM146 180V181H147ZM211 180V179H210ZM252 180V179H251ZM256 180V179H255ZM11 181H12V179H11ZM56 181V180H55ZM136 181V180H135ZM142 181V180H141ZM159 181V180H158ZM195 181V180H194ZM199 181H200V179H199ZM213 181V180H212ZM249 181V180H248ZM260 181V180H259ZM37 182V181H36ZM35 181H34V183H36ZM42 182V181H41ZM68 182V181H67ZM95 182V181H94ZM99 182V181H98ZM155 182V181H154ZM162 182V181H161ZM216 182V181H215ZM253 182V181H252ZM261 182H262V180H261ZM260 182V183H261ZM45 183V182H44ZM66 183V182H65ZM77 183V182H76ZM80 183V182H79ZM101 183V182H100ZM106 183V182H105ZM135 183V182H134ZM142 183V182H141ZM183 183V182H182ZM15 184V183H14ZM31 184V183H30ZM33 184V183H32ZM57 184V183H56ZM71 184V183H70ZM73 184H75V183H73ZM128 184V183H127ZM144 184V183H143ZM155 184H157V183H155ZM162 184V183H161ZM234 184V183H233ZM235 184H236V182H235ZM246 184V183H245ZM3 185V184H2ZM60 185H61V183H60ZM81 185V184H80ZM147 185V184H146ZM153 185V184H152ZM207 185V184H206ZM251 185V184H250ZM254 185V184H253ZM261 185V184H260ZM262 185H263V183H262ZM13 186V185H12ZM59 186V185H58ZM64 186H66V185H64ZM75 186V185H74ZM215 186V185H214ZM7 187V186H6ZM71 187V186H70ZM105 187V186H104ZM107 187V186H106ZM118 187V186H117ZM153 187V186H152ZM184 187H185V185H184ZM205 187V186H204ZM209 187H210V185H209ZM231 187V186H230ZM3 188V187H2ZM79 188H80V186H79ZM165 188V187H164ZM182 188V187H181ZM202 188V187H201ZM255 188V187H254ZM17 189V188H16ZM23 189V188H22ZM57 189H59V187L57 188ZM66 189V188H65ZM86 189V188H85ZM170 188H168V190H169ZM215 189V188H214ZM243 189H245V188H243ZM253 189V188H252ZM259 189V188H258ZM11 190V189H10ZM61 190V189H60ZM81 190V189H80ZM157 190V189H156ZM213 190V189H212ZM2 191V190H1ZM150 191V190H149ZM170 191H171V189H170ZM45 192V191H44ZM57 192V191H56ZM70 192L71 193H73L74 192V190H73V192L70 190ZM77 192V191H76ZM151 192V191H150ZM52 193V192H51ZM63 193H65V191L63 192ZM79 194H80V192H78ZM153 193V192H152ZM156 193V192H155ZM191 193V192H190ZM209 193V192H208ZM17 194V193H16ZM198 194V193H197ZM200 194V193H199ZM59 195H61V193L59 194ZM59 195H57V196H59ZM70 195V194H69ZM74 195V194H73ZM260 195H262V193L260 194ZM259 195V196H260ZM188 196V195H187ZM53 197V196H52ZM71 197H72V195H71ZM76 197V196H75ZM40 198V197H39ZM46 198H48V197H46ZM178 198V197H177ZM251 197H249V199H250ZM50 199V198H49ZM56 199V198H55ZM54 199V200H55ZM243 199V198H242ZM252 199V198H251ZM43 200V199H42ZM44 200H45V198H44ZM53 200V199H52ZM58 200V199H57ZM64 200V199H63ZM62 200V201H63ZM65 200H67L66 198H65ZM73 200V199H72ZM201 200V199H200ZM253 200V199H252ZM256 200V199H255ZM56 201V200H55ZM69 201V200H68ZM68 201H66L67 203H68ZM2 202V201H1ZM4 202V201H3ZM52 202V201H51ZM60 202V201H59ZM65 202V201H64ZM64 202H62V203H64ZM255 202V201H254ZM258 202V201H257ZM49 203V202H48ZM53 203V202H52ZM250 203H252V202H250ZM25 204V203H24ZM45 204V203H44ZM58 204V203H57ZM66 204V203H65ZM70 204H71V202H70ZM258 204V203H257ZM263 204V203H262ZM62 205V204H61ZM61 205H59L58 204V206H61ZM68 205H69V203H68ZM254 205V204H253ZM13 206V205H12ZM45 206V205H44ZM49 206H50V204H49ZM49 206H47V207H49ZM58 206H54V210L52 209L53 207H51V209L53 210H51L52 212H51V218L54 220V221H57V216H58V214L60 213L59 211H58V209H59V207ZM250 206V205H249ZM21 207V206H20ZM75 207V206H74ZM237 207V206H236ZM246 207V206H245ZM44 208V207H43ZM42 208V209H43ZM13 209V208H12ZM42 209H41V211H42ZM45 209V208H44ZM241 209V208H240ZM35 210V209H34ZM47 211H48V209H46ZM49 210H50V208H49ZM25 211V210H24ZM46 211V212H47ZM62 211V210H61ZM35 212V211H34ZM33 212V213H34ZM43 212H45V210H43ZM59 212V213H58ZM74 212V211H73ZM4 213V212H3ZM23 213V212H22ZM47 213H49V211L47 212ZM63 213V212H62ZM38 214H40V212L38 213ZM45 214V213H44ZM43 214V215H44ZM37 215V214H36ZM41 215H42V213H41ZM41 215H39V217L41 216ZM46 215V214H45ZM73 215V214H72ZM64 216V215H63ZM4 217V216H3ZM30 217V216H29ZM49 217H50V215H49ZM60 217V216H59ZM242 217V216H241ZM28 218V217H27ZM36 218V217H35ZM37 218H38V216H37ZM45 218H46V216H45ZM31 219V218H30ZM38 219H40V218H38ZM47 219V218H46ZM59 219V218H58ZM63 220V217L62 218H60V220ZM41 220V219H40ZM59 220V221H60ZM3 221V220H2ZM34 221H36L35 219H34ZM42 221H44L43 219H42ZM41 221V222H42ZM54 221H53V223H54ZM59 221H57V222H59ZM66 220H64V222H65ZM1 222V221H0ZM38 222V221H37ZM41 222L39 223V225L41 224ZM46 222H50V221H47L46 220ZM51 222H52V220H51ZM63 222V221H62ZM9 223V222H8ZM32 223V222H31ZM74 223V222H73ZM72 223V224H73ZM37 224V223H36ZM55 224V223H54ZM58 224V223H57ZM57 224H55V225H57ZM65 224H67V223H65ZM32 225H35V223H32ZM49 225H51V224H49ZM48 225V226H49ZM69 225V224H68ZM41 226H43V224H41ZM47 226V225H46ZM51 226H53V225H51ZM34 227V226H33ZM33 227H32V229H33ZM39 227V226H38ZM55 227H59V225L58 226H55ZM70 227V226H69ZM31 228V227H30ZM35 228V227H34ZM47 228V227H46ZM64 228V227H63ZM1 229V228H0ZM14 229V228H13ZM36 229H37V227H36ZM39 229V228H38ZM40 229H42V228H40ZM53 229V228H52ZM57 229V228H56ZM19 230V229H18ZM31 230V229H30ZM35 230V229H34ZM44 231H45V229H43ZM48 230V229H47ZM59 230V229H58ZM65 230H66V228H65ZM69 229H67V231H68ZM61 231H63L62 230V228H61ZM27 232V231H26ZM25 232V233H26ZM35 232H36V230H35ZM39 232V231H38ZM37 232V233H38ZM40 232L42 233V231L40 230ZM39 232V233H40ZM46 233H47V231H45ZM59 232V231H58ZM20 233V232H19ZM38 233V235H40ZM49 233V232H48ZM52 233H54V234H56V230H54ZM59 233H61V232H59ZM64 233H66V232H64ZM42 234H45L44 232L42 233ZM54 234H52V235H54ZM63 234V233H62ZM20 235V234H19ZM24 235V234H23ZM35 235V234H34ZM50 235V237H51V233L49 234ZM57 235H59L58 233H57ZM68 235V234H67ZM75 235H76V233H75ZM59 236H61V234L59 235ZM1 237V236H0ZM45 237V236H44ZM56 237V236H55ZM64 237V236H63ZM5 238V237H4ZM60 238V237H59ZM74 238V237H73ZM41 239V238H40ZM53 239V238H52ZM56 239V238H55ZM61 239H62V237H61ZM64 239H65V237H64ZM64 239H63V241H64ZM24 240V239H23ZM27 240V239H26ZM57 240V239H56ZM31 241V240H30ZM30 241H29V244H30ZM52 241V240H51ZM53 241L55 242V240L53 239ZM79 241V240H78ZM32 242V241H31ZM53 242V243H54ZM46 243V242H45ZM51 243V242H50ZM62 243V242H61ZM55 244V243H54ZM58 244V243H57ZM81 244V243H80ZM243 244V243H242ZM47 245V244H46ZM49 245V244H48ZM64 245V244H63ZM55 246H56V244H55ZM35 247V246H34ZM58 247H59V245H58ZM60 247H62V245L60 246ZM102 247V246H101ZM100 247V248H101ZM18 248V247H17ZM52 249H53V247H52ZM56 249H57V246H56V248H55V253H56ZM61 249V248H60ZM64 249H65V247H64ZM73 249V248H72ZM8 250V249H7ZM24 250V249H23ZM26 250V249H25ZM29 250V249H28ZM37 250V249H36ZM48 250H50V248H49V246H48ZM54 250V249H53ZM62 251H63V248H62ZM65 251V250H64ZM71 251V250H70ZM32 252H35V251H32ZM52 252V251H51ZM17 253V252H16ZM50 253V252H49ZM60 253V252H59ZM64 253V252H63ZM20 254H22V253H19L18 255H20ZM24 254H26V253H24ZM23 254V255H24ZM27 254H28V252H27ZM30 255L29 256H31V255H34L33 253L31 254V253H29ZM35 254H36V252H35ZM41 254V253H40ZM72 254V253H71ZM22 255V256H23ZM56 255V254H55ZM9 256V255H8ZM15 256H16V254H15ZM25 256V255H24ZM37 256V255H36ZM44 256H46V255H44ZM50 256H51V254H50ZM49 256V257H50ZM6 257V256H5ZM11 257V255L8 257V258H10ZM26 257V256H25ZM32 257V256H31ZM30 257V258H31ZM34 257H35V255H34ZM47 257V256H46ZM48 257V258H49ZM27 258V259H26ZM25 259L26 260H28V263H29V257H26ZM29 258V259H28ZM56 258L58 259V257L56 256ZM64 258V257H63ZM11 259V258H10ZM9 259V260H10ZM18 259V258H17ZM19 259H21V257L19 258ZM55 259V258H54ZM56 259V260H57ZM34 260H36V257H35V259ZM7 261V260H6ZM11 262L9 263V264H20V262L19 261H17V260H15V259H13V262H12V259L10 260ZM39 261H41L40 260V257H39ZM48 261V260H47ZM50 261V260H49ZM55 261V260H54ZM19 262V263H18ZM22 262V261H21ZM26 262V261H25ZM44 262V261H43ZM56 262V261H55ZM60 262H61V260H60ZM82 262V261H81ZM263 262V261H262ZM24 262H22V264H23ZM31 263H32V261H31ZM34 263H36V262H34ZM50 263H51V261H50ZM260 263H261V261H260ZM24 264H27V262L26 263H24ZM39 264H40V262H39ZM41 264H42V262H41ZM49 264V263H48ZM57 264V263H56ZM78 264V263H77Z\"/></svg>", "mask_w": 264, "mask_h": 264}]
</instances>
